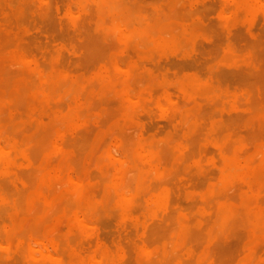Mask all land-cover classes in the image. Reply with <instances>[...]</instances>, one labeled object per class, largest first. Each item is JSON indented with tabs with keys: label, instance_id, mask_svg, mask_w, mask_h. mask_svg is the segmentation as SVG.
<instances>
[{
	"label": "rangeland",
	"instance_id": "1",
	"mask_svg": "<svg viewBox=\"0 0 264 264\" xmlns=\"http://www.w3.org/2000/svg\"><path fill=\"white\" fill-rule=\"evenodd\" d=\"M12 1V2H11ZM0 0V75H3V76H1L0 78H7V80L6 81H4V80H2V82H1V79H0V84L2 85V84H4V82H6L7 83V85L5 86V90L3 91V90H1V89H3V88H0V93H2V96L1 97H4V98H1L0 97V115L2 116V119H3V123H2V125L3 126H7L5 129L6 130H9V126L11 127V129H10V132H8L7 131V133H10V135L9 136H11V134H13V135H17L18 137L20 136V140L19 141H21V144H22V146H23V148L26 150V156L25 157H23V156H16L15 158H16V160H18V162L20 163V166L18 167V169H17V176H18V174H19V178H20V180H22L24 183H26V184H28V185H30L31 186V188H33L32 186L34 185L35 186V184H36V178H37V171H35V175H36V177H35V175H34V169L35 170H37V167H38V165L40 164V162H44V163H47V164H49L51 167H50V173L51 174H55L54 172H53V170L55 169V168H57V169H61V168H63V169H61L60 170V177H59V179L57 180V182H55L54 183V188L53 187H51V185H53V184H51V185H48V187H47V185H45V186H42V187H45V189H46V193H45V197H48V193H51V192H48L47 190H49V189H51L52 188V190H55V188H56V192L55 191H52V192H54L53 194L55 195V196H60L61 195V193H63V192H65V191H67V190H71V189H75V188H77L78 186H79V188H80V186H81V189L83 190V191H85V192H87V191H89L90 192V190H93V189H95L96 187H94L95 185L97 186L98 184L101 186L103 183H102V179L103 178H107L106 180H110L111 179V176H112V174H114V173H116L117 171H119V172H121V173H123V172H125L127 169H128V167H127V164H128V162H129V160H126L125 158H126V154L125 153H128L127 151V149H129L130 148V150H129V152L133 149V147H135L136 146V144H138V143H141V142H147V141H149L150 139H156V140H161V139H163V138H165V137H167V136H171L172 137V135H173V138L172 139H174V141H175V144L177 145V147L175 148V149H173V150H171V149H168V148H166V150L164 149V150H159V151H161V152H159V151H156L155 153H153V154H151V155H149V156H147V159L148 160H146V161H148V163H150V166L151 167H153L154 169H156L157 168V170L158 171H160V172H162L163 173V178H165V177H167L168 179H164V180H162L164 183L163 184H165V183H168L166 186L164 185V187H165V189H166V195H167V204H166V206H165V208H162L161 209V211H160V214H161V216L163 215V216H166L165 218H171L172 220H173V222H172V220H171V222L168 220L167 221V219H166V221L168 222H166L165 221V223L164 224H162V225H164V226H162V229H163V227H164V229L167 227L168 228V225L170 226V223L173 225V226H171L170 228H172V227H175V224H173L174 223V221H175V217L176 216H182L183 218H185V219H187V215H189L188 217H191L192 216V218H194L195 219V214L194 213H196V215H197V212L201 209V208H204L203 206H198V203L199 204H201L200 202L202 201H204V199L206 198V202L204 201V203H209V202H215L217 199H218V196L219 195H216L217 197H215V196H212L213 195V191H215V193H216V191L218 192V194L220 193V189L221 188H219L218 187V183H217V185L216 186H214L215 184H216V182H217V177L219 178V175H220V169H221V165H222V159H221V155H220V150H219V147L213 142V137L214 136H211L210 137V135H208L207 134V131H206V129L204 130H200L199 132H197L196 134H194V136H193V138H189L190 140L192 139L193 140V142H194V139H195V137L196 136H198L197 138L198 139H201L202 140V138H203V143H201L200 141H198L199 143V146L198 145H196L195 146V144H197L196 142V139H195V144H191V142H190V140L189 139H186V140H184V141H182L181 142V140H183V138L185 137V136H187L186 134H187V132L184 130V129H181L182 127L180 126L181 125V117H182V115H185V114H191V116L192 115H199V117H201L202 116V114H203V116L202 117H204L203 118V121H204V123H206L205 121H209V119H211L212 120V122L213 123H218L220 120V122L217 124V129H215V133H214V135L217 133V132H219V134H220V132H221V134L220 135H218L219 137H221L223 134H224V132H226V133H229L231 136H235L234 134H236V136L237 137H234V138H237V141H239L238 142V146H237V142H236V144H234L233 145V147H232V145H231V143H230V145H226V147L230 150V149H232V151H233V149H234V153H235V156L239 159V161L242 163V164H245V165H247V164H249V162H250V164H251V161H254L255 159H257L258 158V161L256 162L255 161V163H253V164H251V165H249V166H251L252 168H256V167H258L262 162H264V160H262V158H264V157H262L261 155H259V153L257 152L259 149H262V148H264V146H262L261 147V145H264V114H261V113H264V107H262V112H261V106H262V104H264V100H262V99H264V45H262V44H264V31H262V29H264V13H259L258 12V8H260V10L259 11H262V10H264V6H262V5H264V4H262V2H264V0H257L256 1V11L255 12H252V15H251V12L249 13V12H247V11H245V14L243 15V9L241 10V9H239V7H237V5H235L236 3H235V0H137V2H136V0H122V3L124 2V6H127V5H129V4H132V6H134V4H135V2H136V4L139 2V3H141L142 4V6H144V7H138V8H136L137 6H139V4H135L136 6H134L135 7V9L136 10H138L139 11V13H140V10L143 8H145V5H147V7H149V8H151V10L148 8L147 9V7L145 8V11L142 9L141 10V12L142 13H144V14H146L147 13V16L146 17H151V16H154V14L153 13H155V17H159V16H156V15H160V13H158L157 14V10L160 8V5H163V8H165V10L167 11L166 13L168 14V15H170V17L173 19V20H175V22L174 21H172L174 24H173V28H174V26H175V29H178V27L179 26H183V27H185V28H188V26L191 28V27H193L192 25H194V24H196L197 22L199 23V25L202 27V28H200L199 29V25H195L196 27L197 26H199V27H197L198 29H199V32H196L193 36H192V38H191V42H190V45L189 46H187V48L188 49H185L184 50V52H181V53H178L179 51H176V50H168V52H167V49H165V50H163L162 49V51L161 50H159L160 51V53H159V51H156V52H154V54H152L153 55V57L155 58V60L153 59V61H155V63L154 62H151V60H150V58L152 57V55H149V56H143V55H141L140 53H143L144 52V50H145V48H141V50L142 49H144V50H140V48H137V46H136V42H138L137 41V39H138V35H136V34H132L131 32H130V30L126 27V25L125 26H123V28H121V27H119V28H117L116 29V31H118L117 33H115V35H114V39H113V36H112V42H114V43H112V42H109V41H111V38H110V40L109 41H106V40H108V39H106V37H107V35H109V34H107L106 36H103L102 34V36L101 35H99L100 37H95V33H97V35L99 34V32H97V30L95 29L96 28V21L98 20V17H99V12L97 13V10L95 9V8H93V6L91 5V4H87L86 5V7H88L89 5H91V6H89V8H88V11H89V13L87 12V8L85 9H82V8H80V6L78 5V0H69V2L67 1V0H64V2H65V4H64V2H62L63 0H59L58 2H57V0L55 1H50L49 0V2H52L51 3V5H50V3L48 2V0H15V2L13 1V0ZM37 3H36V2ZM106 1L107 0H102V3L103 2H105L106 3ZM128 1V2H127ZM158 3H157V2ZM183 1V3L184 4H182L181 2ZM211 1V2H210ZM220 1V2H219ZM69 3V7L67 6L68 5V3ZM150 2V3H149ZM259 2H260V4H259ZM7 3H11V5H9V4H7ZM15 3H17V4H15ZM18 3H19V7L17 6L18 5ZM39 3V4H38ZM46 3H48V4H46ZM149 3V4H148ZM187 3V4H186ZM24 4V6H23V9H24V11L22 10V5ZM46 4V5H45ZM104 4V3H103ZM153 4H156V5H153ZM12 5H14V7L12 8ZM39 5V6H38ZM45 5V6H44ZM49 5H50V7L52 8V11H51V8L49 7ZM63 5H65V6H63ZM153 5V6H152ZM186 5V7H187V9H186V7L185 8H183L184 6ZM210 5V6H209ZM232 5V6H231ZM234 5V6H233ZM257 5H258V7H257ZM67 6V7H66ZM130 6V5H129ZM132 6H130V7H132ZM165 6V7H164ZM216 6V7H215ZM25 7H26V9H25ZM49 8V12L47 13V9ZM64 7V8H63ZM78 7H79V9H78ZM128 7V6H127ZM129 7V8H130ZM134 7H132V9L134 8ZM30 8V9H29ZM60 8H62V10H60ZM66 8H69V12L71 13V14H69V12H68V9H66ZM74 8H75V10H74ZM90 8H92L93 9V11H92V9H90ZM2 9V10H1ZM61 11V13H59L60 11ZM131 9V8H130ZM161 9V8H160ZM181 9V10H180ZM186 9V10H185ZM194 11H193V10ZM254 9V10H255ZM258 9V10H257ZM7 10V11H6ZM26 10V11H25ZM28 10V11H27ZM72 10H74V11H72ZM91 10V11H90ZM96 10V11H95ZM173 10H175L174 12H173ZM176 10H177V12H176ZM185 10V11H184ZM241 10V11H240ZM23 11V12H22ZM146 11H148V12H146ZM154 11V12H153ZM161 10H158V12H160ZM189 12L188 14L186 13V12ZM191 11H193V13H191ZM196 11V12H195ZM200 11V12H199ZM222 11V12H221ZM97 13V14H95V13ZM146 12V13H145ZM153 14V15H151L150 16V14L151 13ZM176 12V13H175ZM195 12V13H194ZM234 12V13H233ZM237 12H239V13H241L240 15H239V13H237ZM52 13H53V15H52ZM73 13H76V14H73ZM91 13H92V15H91ZM180 14V15H178V14ZM184 13H186V14H184ZM247 13H249V14H247ZM254 13V14H253ZM259 13V14H258ZM55 14V15H54ZM69 14V15H68ZM73 14V15H72ZM95 14V15H94ZM149 14V15H148ZM161 14H165L164 13V9H163V11L161 12ZM194 14V15H193ZM238 14V15H237ZM261 14V15H260ZM9 15V16H8ZM15 15V16H14ZM23 15V16H22ZM25 15V16H24ZM82 17V18H84L83 20H82V18L80 17V16ZM86 15V16H85ZM90 16V18L89 17H87V16ZM105 15V16H104ZM143 15V14H142ZM166 15V14H165ZM189 16V17H184V16ZM242 15V16H241ZM251 15V16H250ZM84 16V17H83ZM102 17H105V18H103V19H108V17H109V19L108 20H111V19H115L116 17H118V13L117 12H113L112 14H108L105 10L102 12V15H101ZM115 16V17H114ZM144 16V15H143ZM192 16V17H191ZM194 16V17H193ZM201 16V17H200ZM205 16V17H204ZM239 16H241V17H239ZM247 16V17H246ZM257 16V17H256ZM19 17H20V19H19ZM24 17V18H23ZM113 17V18H112ZM232 17V18H231ZM80 18H81V20H80ZM85 18H87L86 20H85ZM153 18V17H152ZM190 18H192V19H190ZM10 19H12V20H10ZM89 19H95L94 20V22L93 23H91V25H90V22L91 21H89ZM162 19V18H161ZM182 19H184V20H181ZM189 19V20H188ZM201 19V20H200ZM206 19V20H205ZM235 20L234 21V24L232 23V24H228L227 25V21H230V20ZM257 19V20H256ZM108 20H106V21H108ZM178 20V21H177ZM195 20H196V22H195ZM218 20V21H217ZM222 20V21H221ZM260 20H261V22H260ZM16 21V22H15ZM67 23H66V22ZM82 21V22H81ZM83 21H86V22H83ZM129 21H131V20H129ZM128 21V25L130 26V28L131 29H133V27H135L136 26V22H134L133 20V22L132 23H130ZM177 21V22H176ZM187 21H190V23H188ZM203 21V22H202ZM213 21L214 22H216V23H213ZM223 22V23H222ZM238 22V23H237ZM12 23H13V25H12ZM66 23V24H65ZM134 23V24H133ZM221 23V24H220ZM61 24V25H60ZM67 24H69L70 25V29H68V25ZM93 24V25H92ZM177 24H179V25H177ZM213 24V25H212ZM222 24H223V27H222ZM237 24V25H236ZM127 25V26H128ZM177 25V26H176ZM7 26V27H6ZM65 26V27H64ZM84 28H83V27ZM194 26V27H195ZM220 26V27H219ZM236 26H239V27H237L236 28ZM39 27V28H38ZM93 27V28H92ZM241 27V28H240ZM43 28V29H42ZM136 28V27H135ZM217 28H219V29H217ZM243 28H244V32H242L243 31ZM16 29V30H15ZM43 30V31H41V30ZM65 29V30H64ZM189 29V28H188ZM205 29H206V31H205ZM215 29V30H214ZM220 29H222V30H220ZM224 29V30H223ZM236 29V30H235ZM238 29H240V33H239V30ZM69 30H71V31H69ZM120 30V31H119ZM203 30H204V32H203ZM220 30V31H219ZM228 30H229V32H228ZM231 30H232V34H231ZM234 30V31H233ZM261 30V31H260ZM69 31V33H67ZM83 32V33H85V34H81L80 35V37L79 36H77V37H74V35H78V34H80V32ZM86 31V32H85ZM88 31V32H87ZM214 31V32H213ZM224 31H226L225 33H224ZM238 31V32H237ZM81 32V33H82ZM207 32V33H206ZM213 32V33H212ZM216 32V33H215ZM228 32V33H227ZM236 33L235 34V36H234V33ZM118 33H119V35H118ZM200 33H201V37H199L200 36ZM218 33H221V34H219L220 36H218ZM242 33H243V35H242ZM245 33V34H244ZM20 34V35H19ZM48 34V35H47ZM67 34H69V36L67 35ZM215 34V35H214ZM223 34V35H222ZM237 34H238V36H237ZM64 35V36H63ZM70 35L71 36H73V37H70ZM111 35V34H110ZM231 35V36H230ZM262 35V36H261ZM70 37V38H66V37ZM138 36V37H137ZM218 36V37H217ZM224 36V37H223ZM229 36H230V38H229ZM232 36H234V37H232ZM50 37V38H49ZM88 37V38H87ZM102 37V38H101ZM137 37V38H136ZM223 39H222V38ZM245 37V38H244ZM47 38V39H46ZM50 40H49V39ZM55 38V39H54ZM58 38H60V39H58ZM62 38V39H61ZM74 38V39H73ZM117 38H118V40H117ZM135 38H136V40H135ZM220 38V39H219ZM230 40H229V39ZM234 38H236L234 41H231V40H233ZM239 38V39H238ZM241 38V39H240ZM69 39V40H68ZM71 39V40H70ZM213 39H214V41H213ZM216 39V40H215ZM222 39V40H221ZM255 39H256V41H255ZM56 40V41H55ZM60 40H62V43H61V41ZM65 40V42H67V40L68 41H70V42H67V43H63V41ZM197 40V41H196ZM240 40V41H239ZM242 40V41H241ZM254 40V41H253ZM82 41H83V43H82ZM128 41V42H127ZM218 41V42H217ZM246 41V42H245ZM251 41H252V43H251ZM72 42V43H71ZM134 42V43H133ZM199 42V43H198ZM243 42V43H242ZM246 44H245V43ZM77 43V44H76ZM195 43V44H194ZM215 43V44H214ZM235 43H236V45H235ZM250 44V45H248V44ZM67 44V46H64V45H66ZM76 46H75V45ZM133 44V45H132ZM197 44V45H196ZM203 44V45H202ZM204 44H206L205 45V47H204ZM239 44V45H238ZM261 44V45H260ZM46 45V46H45ZM209 45V46H208ZM214 45H215V47H214ZM223 45V46H222ZM234 45H235V47H234ZM241 45V46H240ZM245 45V46H244ZM47 46H48V48H47ZM52 46H54V47H52ZM123 46V47H122ZM195 46H197V47H195ZM202 46H203V48H202ZM208 46V47H207ZM218 46H221V47H218ZM224 46H229V47H231L232 49H234L235 51L237 50V53H238V55H239V57H242V59L243 60H241L240 62H239V64L237 63L236 65H228V64H220V63H218V62H216V57H218V55H215V54H217L219 51L221 52V50H222V48L224 47ZM247 47V48H244V47ZM51 47V48H50ZM76 47L78 48V52H76L77 51V49H76ZM86 47V48H85ZM88 47V48H87ZM93 48V49H90V48ZM212 47H214V48H212ZM218 48V49H216V51H217V53H215L216 51H215V48ZM251 47V48H250ZM252 47H253V49H252ZM50 48V49H49ZM199 48V49H198ZM243 48V49H242ZM74 49V50H73ZM89 49V50H88ZM245 49V50H244ZM50 50V51H49ZM52 50V51H51ZM59 50V51H58ZM85 50H87V52L85 51ZM126 50L128 51V52H126ZM135 50V51H134ZM193 50H195V51H193ZM201 50V51H200ZM213 50V51H212ZM219 50V51H218ZM241 51V52H239V51ZM258 50V51H257ZM31 51V52H30ZM60 51H62V52H60ZM75 51V52H74ZM89 51V52H88ZM92 53H91V52ZM165 51V53L164 54H162L161 52H164ZM171 51V52H170ZM188 51V52H187ZM199 53H198V52ZM203 51H206V52H203ZM243 51V52H242ZM255 51V52H254ZM259 52V53H257V52ZM51 54H50V53ZM52 52H53V55H52ZM64 52V53H63ZM219 52V53H220ZM254 52V53H253ZM37 53H39V54H37ZM60 53H61V55H60ZM83 53V54H82ZM132 53L134 54V55H132ZM206 53V54H205ZM42 54V55H41ZM45 54V55H44ZM63 54V55H62ZM88 54H90V55H88ZM178 54L180 55V56H178ZM211 54H213L212 56H211ZM88 55V56H87ZM128 55H131V56H128ZM155 55V56H154ZM164 55H166V56H164ZM177 55V57L175 58V56ZM191 55H192V58H189V57H191ZM16 56H18V57H16ZM60 56V57H59ZM83 58H82V57ZM85 56V57H84ZM117 56V57H116ZM210 57V58H208V57ZM252 56V57H251ZM16 57V58H15ZM46 57V58H45ZM124 57V58H123ZM152 57V58H153ZM196 57H198L197 58V61H199V62H197V61H195L196 59ZM203 57V58H202ZM45 58V59H44ZM78 58V59H77ZM136 58V59H135ZM163 58V59H162ZM167 58H168V60H167ZM169 58H173V60H171V62H170V59ZM201 58H202V60H201ZM213 58H215V59H213ZM253 58V59H252ZM257 58V59H256ZM38 59H40V60H38ZM61 59V60H60ZM80 59V60H79ZM122 59V60H121ZM148 59H149V61H148ZM161 59H162V61H161ZM188 60V61H186V60ZM194 59V61L192 62V63H196L194 66L192 65V64H190L189 63V61L191 60H193ZM204 59V60H203ZM215 60L214 62H213V60ZM248 59V60H247ZM164 60V61H163ZM244 60H245V62H244ZM246 60H247V63H246ZM256 60V61H255ZM38 61V62H37ZM45 61V62H44ZM47 61V62H46ZM65 61V62H64ZM87 63H86V62ZM125 61H128V62H125ZM134 61V62H133ZM136 61H138V62H136ZM148 61V62H147ZM161 61V62H160ZM173 61V62H172ZM176 61H178V63L176 62ZM184 61V62H183ZM252 61V62H251ZM125 62V64H124V67H123V63ZM135 62H136V64L139 66V65H141V67H140V69L138 70V74L139 73H141V72H143L144 74H143V76H144V79H145V77H146V75L147 74H149V75H151L150 73H154L155 75H154V77L157 75V73H155L154 71H156V72H160V73H163V71L165 72V73H163L162 75L160 74V73H158V74H160V75H157V76H159L160 77V80H159V78L157 79V78H155V80L153 81V85L155 86V83H156V87H154L152 84L151 85H149L150 86V88L148 87V90L147 91H145L146 89H147V82L143 79H141L140 80V78H141V76H140V78H139V80H137L138 82H143L144 83V85H142V84H138V82L136 81V79H132V78H128L127 77V73L125 74V73H121V72H126V70L125 71H122L123 70V68L124 69H126V67H127V64L128 63H133V64H135ZM146 62V63H145ZM150 62V63H149ZM168 62H170V63H168ZM202 62V63H201ZM206 63V64H204V63ZM241 62H243V63H241ZM256 62H258V63H256ZM143 63H145V64H143ZM147 63H149V65L147 64ZM162 63V64H161ZM176 63V64H175ZM200 63V64H199ZM118 64V65H117ZM151 64H154V66H153V68H152V66H151ZM160 64H161V66H160ZM198 64V65H197ZM212 64H215L214 66L216 67V69H214V66H212ZM250 64V65H249ZM255 65V67H253L254 65ZM42 65V66H41ZM106 65V66H105ZM114 65V66H113ZM145 65V66H144ZM176 65V66H175ZM181 65V66H180ZM183 65V66H182ZM191 65H192V67H195V68H189V67H191ZM199 66V67H197V66ZM206 65V66H205ZM5 66V67H4ZM99 66H100V68H101V70H100V68H99ZM111 67L110 68V70H111V72L109 71V68L108 67ZM119 66V67H118ZM150 66V68L152 69V70H150L148 67ZM158 66H160V67H158ZM183 69V67L185 66V67H187V68H184L185 70L186 69H189V70H181V68ZM212 66V68H213V70H212V68H210ZM221 66V67H220ZM224 66H226V67H224ZM3 67H4V69H3ZM49 69H47V68ZM114 67V68H113ZM156 67H158V68H156ZM178 67V68H177ZM220 67V68H219ZM224 69H226V70H224ZM239 67H243L244 69H245V67H246V69H248V70H244V69H242L241 70V68H239ZM17 68V69H16ZM25 69V71H24V69ZM64 68H66V71H68V72H66L65 71V69ZM113 68V69H112ZM156 68V69H155ZM179 68H180V73L178 72V70H179ZM202 68V69H201ZM258 68V69H257ZM19 69L21 70V72L20 73H22V74H20L21 76H23V77H20L19 76ZM42 69V70H41ZM59 69H61V70H59ZM64 69V70H63ZM177 69V70H176ZM194 69V70H193ZM195 69H196V71H195ZM198 69H200V70H198ZM205 69V70H204ZM209 69H210V72H209ZM220 69V71H219V74H218V70ZM229 69H231L230 71H229ZM237 69H239L238 71H237ZM1 70H2V73H1ZM80 70V71H79ZM85 70V71H84ZM114 70V71H113ZM145 70V71H144ZM154 70V71H153ZM158 70V71H157ZM160 70H162V71H160ZM176 70V71H175ZM213 72H212V71ZM236 71V72H239V74H241L240 76H239V74L238 73H235L234 71ZM240 70L241 71H243V72H240ZM250 70V74H251V72H252V74H251V76L250 75H248L249 73H248V71ZM7 73H5V72ZM87 71V72H86ZM116 71V72H115ZM184 71V72H183ZM195 71V72H194ZM201 71H202V73H201ZM205 71L207 72V74H205ZM215 71H216V73L219 75H215L214 74V77H213V79H212V76L211 75H213V73H215ZM232 71V72H231ZM253 71H256L255 73L257 74V75H253ZM259 71V72H258ZM23 72H24V74H23ZM53 72V73H52ZM66 72V73H65ZM75 72V73H74ZM110 74H108V73ZM220 72H221V74H220ZM244 72H246V78H245V74H244ZM12 73V74H11ZM65 73V74H64ZM124 74L123 75V77H121V75H119L120 76V78H121V80L119 79V77L116 75H113V77H112V74ZM146 73V74H145ZM166 73H167V75H171V76H167L166 75ZM174 73H175V75H174ZM177 73H179V74H177ZM185 73V74H184ZM197 73V74H196ZM28 74H29V76H32V78L31 77H29L28 76ZM34 74H35V76H34ZM51 74H53L54 76H61L60 78H69V79H71V85L72 84H74V86H72V88H71V108H73L74 106V111L76 112V120L73 122V125H71V128H68L67 127V129H65V128H63L62 126H61V124L59 123L58 125L55 123V119H54V112L56 111V113H58V112H65L66 111V109L68 108L67 107V102H69V101H65V109H64V107H63V109H62V111L59 109V107H61V106H59V105H61V103H63L64 101H62V100H64L63 98V96H61V95H54V96H52L51 95V97H50V94H48L46 91H45V89H46V85H47V77H49V76H51ZM59 74V75H58ZM61 74V75H60ZM82 74H84V75H82ZM86 74H88V75H86ZM96 74H100V76L102 77V79H104V81H102L101 82V84L99 85V84H93L92 82H93V80H94V78H95V75ZM103 74V75H102ZM108 74V75H107ZM198 75V74H200V75H202V76H200V75H198V76H200V78H201V80L202 81H204V82H207V83H210L213 87L215 86V89L216 90H220V92H221V95H222V97H220V103H219V106H220V108L218 107V106H215V107H213L214 105H212V101H208V100H205V99H203L202 100V98L201 97H198V96H193V95H191V96H189V95H186V94H184L181 90H179L178 88H177V86H176V84H175V79L177 78V76H179V77H181V76H191V75ZM228 74V75H227ZM27 75V76H26ZM47 75V76H46ZM49 75V76H48ZM81 75V77H79ZM222 75V76H221ZM234 75V76H233ZM236 75V76H235ZM104 76V77H103ZM110 76V77H109ZM126 76V77H125ZM151 76H153V75H151ZM164 76H166V77H169L170 79H165L166 77H164ZM216 76V77H215ZM237 76H238V78H237ZM243 76V77H242ZM250 77V79H248L249 77ZM9 77V78H8ZM24 77H26V78H24ZM36 77V78H35ZM43 78V80H42V78ZM106 77V78H105ZM116 77H118L117 79H119V81L116 79ZM153 77V78H154ZM220 78L219 79V82H218V84H217V79L216 78ZM225 77V78H224ZM236 77V78H235ZM241 77V78H240ZM21 78V79H20ZM40 78H41V80H40ZM124 78H125V80H124ZM143 78V77H142ZM161 78H163V79H161ZM229 78V79H228ZM233 78V79H232ZM252 78V79H251ZM80 79V80H79ZM89 80V82L88 81H86V80ZM126 79H127V81H126ZM130 79H132V80H130ZM232 79V80H231ZM238 79V80H237ZM12 80V81H11ZM24 80H26V82L27 83H25V81ZM35 81V87L37 88V89H33L34 87V83L32 82V81ZM39 82H42L43 81V84H44V87H43V84L42 83H38V81ZM83 80L85 81L84 83H83ZM117 80V81H116ZM164 80H166L165 82H164ZM207 80H209V81H207ZM215 80H216V83H215ZM234 80V81H233ZM4 81V82H3ZM10 83H9V82ZM30 81V82H29ZM74 81H76V82H74ZM112 81H114V82H112ZM129 81H130V84H128L129 83ZM131 81H133V82H131ZM137 82V88L135 87V83ZM214 81V82H213ZM236 81V82H235ZM239 81H241V82H239ZM78 82V84H76L75 85V83H77ZM87 82V83H86ZM135 82V83H134ZM157 82L159 83H162L163 84V82L165 83V84H167V85H164V87L162 86V87H159V86H157V85H160V84H157ZM170 82V83H169ZM212 82V83H211ZM227 82V83H226ZM237 82H239V83H237ZM252 82V83H251ZM254 82V83H253ZM29 83H30V85H29ZM37 83H38V86H37ZM90 83H92L91 85H92V88H89V86L88 87H85L87 84H89L90 85ZM119 83H121V84H119ZM230 83V84H229ZM232 83H236V84H232ZM242 83V84H241ZM20 84V85H19ZM32 84H33V86H32ZM133 84V85H132ZM220 84V85H219ZM228 84L230 85V88H229V86H228ZM232 84V85H231ZM241 84V85H240ZM246 84L248 85V87H246ZM0 85V86H1ZM5 85V84H4ZM26 85V86H25ZM94 85V86H93ZM97 85V86H96ZM121 85V86H120ZM130 85H132V87L130 86ZM141 87H140V86ZM175 85V86H174ZM218 85L220 86V87H218ZM224 87H223V86ZM244 85V86H243ZM24 87V88H22V87ZM41 86V88H39V91H35V90H38V87H40ZM223 88H222V87ZM234 86V87H233ZM243 86V87H242ZM2 87H4L3 85H2ZM25 87H27V88H29L28 89V92L29 93H27V91H23L22 92V94L24 93V96L27 98V96L30 98V100H32L31 102H29L30 100H29V98H28V105H29V107H25V105L27 104L26 102H27V100L25 99L24 101H23V95L22 94H20L21 92L18 90V89H26L27 90V88H25ZM32 87V90L30 89ZM74 87V88H73ZM91 87V86H90ZM95 87H97V88H95ZM140 87V88H139ZM43 88H44V91H41V90H43ZM84 88H85V95L84 94H81V93H84L83 91H84ZM86 88H88L87 89V91H86ZM94 88L96 89V90H94ZM99 88V89H98ZM118 88V89H117ZM160 89V92L158 91V89ZM166 88H168V89H170L169 91H170V93H169V91L166 89ZM174 88V89H173ZM222 88V89H221ZM246 88H248L247 90H249L248 91V93H246L247 92V90H246ZM41 89V90H40ZM78 89V90H77ZM127 89H129L130 90V92H128L129 90H127ZM138 89V90H137ZM157 89V90H156ZM173 89V90H172ZM230 89V90H229ZM232 89V90H231ZM238 89V90H237ZM255 91V93H253V90ZM8 92H7V91ZM97 90H99L100 91V93L102 92V94H100V93H98L99 91H97ZM123 90H127V92H125V91H123ZM132 90H134L133 92H134V94H133V92H132ZM150 90H151V92H150ZM155 90V91H154ZM168 92H167V91ZM171 90H172V92H171ZM246 90V91H245ZM261 92H260V91ZM6 91V92H5ZM110 91H111V94H110V96L109 95H107V94H109L110 93ZM135 91L137 92L136 94H135ZM149 91V92H148ZM157 91H158V94H156L157 93ZM174 91V92H173ZM181 91V92H180ZM252 91V92H251ZM20 92V93H19ZM46 92V93H45ZM132 92V93H131ZM7 93V94H6ZM99 95H98V94ZM152 93V94H151ZM174 93H177V94H174ZM226 93V94H225ZM259 93V94H258ZM26 94V95H25ZM82 95V97H81V95ZM97 94V95H96ZM107 95V96H109L108 98H106L105 99V95ZM127 94V95H126ZM133 94V95H132ZM144 94H147V96L146 97H144ZM149 94H151V95H149ZM167 94V96L168 97H170V99H172L171 101H167L168 103H169V105H168V103H166L165 102V100H166V97H164V95H166ZM261 94H262V96H261ZM3 95H7L6 97L5 96H3ZM37 95H40L39 97H36ZM45 95V96H44ZM154 95H156V97H154ZM225 95V96H224ZM239 95V96H238ZM245 95V96H244ZM253 95H255V96H253ZM43 96H44V98H43ZM56 96V97H55ZM127 96V97H126ZM139 96V97H138ZM143 96V97H142ZM179 96V97H178ZM192 96H193V98H192ZM232 96V97H231ZM250 96H253L254 97V99L256 98V96H257V98H256V100L258 99H260V102H258V101H256V106H255V104L253 103L254 102V99H252V100H249V102L251 101L253 104H254V106H252V104H250L249 102H248V97H249V99H251L252 97H250ZM59 97V98H58ZM63 97V98H62ZM84 97V98H83ZM95 97V98H94ZM100 97H101V99H100ZM104 97V98H103ZM134 97H135V100H134ZM141 97V98H140ZM177 97L179 98V100H177ZM195 97H197L196 99L197 100H201V102H200V104L198 103L199 101H196V99H195ZM223 97H225V99L223 98ZM228 97H231V98H228ZM244 97H245V99H244ZM247 97V98H246ZM260 97H262V99L260 98ZM36 98V99H35ZM38 98V99H37ZM43 98V99H42ZM80 98L81 99H83V100H81L80 101ZM89 98V99H88ZM125 98H128V99H125ZM130 98V99H129ZM137 98V99H136ZM138 98H140V99H138ZM156 98V100H153V99H155ZM176 98V99H175ZM199 98V99H198ZM238 98H239V100H241V101H239L238 100ZM241 98V99H240ZM20 99H22V100H20ZM35 99V100H34ZM49 99H51V100H49ZM61 99V100H60ZM94 99H96L95 101H94ZM104 101H103V100ZM160 99V100H159ZM230 99V100H229ZM20 100V101H19ZM106 100V101H105ZM121 100H122V102H121ZM129 100V101H128ZM168 100V99H167ZM38 101V102H37ZM51 103H49V102ZM60 101H62V102H60ZM78 101V102H77ZM100 104H98L97 102ZM100 101V102H99ZM103 101V102H102ZM127 101V102H126ZM154 103H153V102ZM158 101H160L161 103L159 104V105H156V104H158ZM173 101V102H172ZM174 101H176V102H174ZM182 101V102H181ZM203 101V102H202ZM239 101V102H238ZM22 102H24V104H22L21 105V103ZM57 102H59L58 104L59 105H57V103H56V105H57V107H55L54 108V106H55V103ZM96 102V103H95ZM119 102H121V103H119ZM156 102V103H155ZM178 102V103H177ZM184 102V103H183ZM190 102V103H189ZM237 102V103H236ZM15 103H17V105H15L14 107H15V110H13L14 109V107H11V106H13ZM26 103V104H25ZM49 103V104H48ZM75 103H77V104H75ZM79 103V104H78ZM125 105H124V104ZM192 103V104H191ZM201 103H202V105H201ZM204 103H206V105L204 104ZM258 103V104H257ZM260 103V104H259ZM262 103V104H261ZM30 104H31V106H30ZM32 104H35V105H37V106H35V105H32ZM39 104H40V106H39ZM52 104H54V106L52 105ZM64 104V103H63ZM62 104V105H63ZM128 104V105H127ZM133 106H132V105ZM177 104H179V106H177ZM184 106H183V105ZM189 104H191V105H189ZM237 104V105H236ZM248 104V105H247ZM249 104H250V107L252 106V109H250V107H249ZM11 105V106H10ZM21 105V108H22V106L24 105V109L26 110H20V109H18L17 107L18 106H20ZM52 105V106H51ZM76 105H81V107L79 108V106H76ZM121 105V106H120ZM127 105V106H126ZM135 105V106H134ZM148 105V106H147ZM162 105V106H161ZM201 105V106H200ZM204 105V107H202ZM208 105L209 106H211V107H209L208 108ZM224 105V106H223ZM226 105V106H225ZM244 105V106H243ZM9 106L11 107V108H9ZM34 107V110L33 111H36L35 113H34V115L36 116H34L33 115V119H30V118H28V114H27V111H28V108H31V107ZM44 106V107H43ZM120 106V107H119ZM131 107L134 111L135 110H137V109H135V107L137 108V107H139L138 108V110H139V112L138 111H135L136 113H134V114H132L134 111L133 110H131V111H129L128 109H130L129 107ZM152 106V107H151ZM183 106V107H182ZM206 106V107H205ZM239 106V107H238ZM242 106V107H241ZM245 106H246V109H245ZM257 106H259V107H257ZM37 107H40L39 109H37ZM49 107H51V108H49ZM89 107V108H88ZM127 107H128V109H127ZM134 107V108H133ZM150 109H149V108ZM164 107H165V109H164ZM167 107V108H166ZM170 107V108H169ZM216 107L218 108V110H219V113L216 111V113L214 112V113H212V111L215 109L216 110ZM223 107H226V108H224L223 109ZM254 107H255V109H254ZM257 107V108H256ZM13 108V109H12ZM62 108V107H61ZM77 108H79V110L77 109ZM84 108V109H83ZM123 110H122V109ZM178 108H179V110H178ZM205 109V112L204 113H202L201 111V109ZM250 110H249V109ZM3 109V110H2ZM43 109H44V111H43ZM49 111H48V110ZM51 109V110H50ZM58 109V110H57ZM84 110V112H83V110ZM153 109V110H152ZM157 109V110H156ZM204 109H203V111H204ZM212 109V110H211ZM227 109V110H226ZM256 110V109H260V111H254L255 113H253L251 110ZM2 110V111H1ZM11 110V111H10ZM82 110V111H81ZM126 110L129 112H126ZM171 110H173V111H171ZM200 110V111H199ZM214 110V111H215ZM51 111V112H50ZM120 111V112H119ZM133 111V112H132ZM194 111H196V112H194ZM199 111V112H198ZM233 111V112H232ZM44 113V116H43V113ZM50 112V113H49ZM169 112H170V114H169ZM178 112V113H177ZM191 112V113H190ZM193 112H194V114H193ZM207 112V114H205ZM222 112H224V113H222ZM252 112V114H250ZM260 112V113H259ZM9 113H10V116L11 117H8V115H9ZM23 113V115L22 116H25V117H22L21 116V114ZM127 113H128V115L129 116H132L131 118L133 119H131V118H129V116L127 115ZM212 113V114H211ZM236 114V115H234V114ZM2 114H4V116L2 115ZM18 115V117H16L17 115ZM50 114V115H49ZM132 114V115H131ZM143 114V115H142ZM147 114H149V116L147 115ZM171 114L173 115V116H171ZM176 114V115H175ZM182 114V115H181ZM215 114H217L218 116L220 115L221 116V119H220V117H216V118H214L215 117ZM245 114H247L246 116L248 117H246L247 119H248V123L247 124H245L246 123V118H245ZM256 114H257V117L255 118V116H256ZM20 115V116H19ZM49 115V116H48ZM128 116V118H127V116ZM138 115V116H137ZM208 115L210 116H213V117H211L210 116V118H208ZM229 115H232V116H238L237 118H238V120L235 118V117H232V116H230L229 117ZM241 117H240V116ZM250 115H252V116H250ZM1 116H0V118H1ZM48 116V117H47ZM50 116H51V118H50ZM80 118H79V117ZM84 116V117H83ZM145 116H147V117H145ZM155 116H157V117H155ZM224 116H228L227 118H235L234 120L233 119H231V120H228L227 121V119H226V117H225V119L223 118ZM5 117V118H4ZM15 119H14V118ZM42 117H43V119L44 118H46L47 120H43L42 119ZM83 117V118H82ZM139 117V118H138ZM173 117V118H172ZM177 117V118H176ZM192 117H194V116H192ZM201 117V118H202ZM244 117V118H243ZM18 118V119H17ZM24 118V119H23ZM27 118V119H26ZM38 118V119H37ZM168 118V119H167ZM171 118V119H170ZM1 119V120H2ZM50 119V120H49ZM144 119V120H143ZM208 119V120H207ZM225 120V121H223V120ZM239 119H242V124H240V122H241V120H239ZM6 122H5V121ZM80 120L81 121H83L82 123L80 122ZM142 120V121H141ZM202 120V119H201ZM236 120V123L234 122ZM245 121V123H244V121ZM254 120H256L255 122H254ZM258 120H259V123L260 124H258ZM230 121H232V122H230ZM240 121V122H239ZM33 122V123H32ZM57 122V121H56ZM80 122V123H79ZM225 124H223V123ZM228 122L229 123H231V124H233V127H231L230 126V124H228ZM252 122H253V125H255L256 124V122H257V124L254 126V128H253V126H252ZM0 123V124H1ZM31 123H32V125H31ZM36 123H39L40 125H41V127H38L37 125H36ZM77 123V124H76ZM79 123V124H78ZM145 123V124H144ZM169 123H170V125H169ZM55 124H56V126H55ZM142 124V125H141ZM152 124V125H151ZM207 124V123H206ZM205 124V125H206ZM221 124V125H220ZM226 124H227V126H226ZM237 124H240L241 126H239V125H237L238 127H242L241 129L239 128H237V126L236 125ZM244 124H245V128H244ZM262 124V125H261ZM18 125V126H17ZM31 125V126H30ZM220 125V126H219ZM234 125H235V127H234ZM248 125V126H247ZM250 125V126H249ZM261 126V127H259V126ZM26 126H28L29 128L31 127L32 128V130H30L29 131V128L28 127H26ZM60 126H61V129H60ZM147 126V127H146ZM176 126V127H175ZM177 126H179L178 128H177ZM224 126V127H223ZM252 126V127H251ZM258 128H257V127ZM13 127V128H12ZM139 127V128H138ZM181 127V128H180ZM222 127L224 128V130H226V131H223V133H222ZM230 127H231V130H230ZM248 127H250V128H248ZM16 128H18V129H16ZM23 128H25V129H23ZM27 128V129H26ZM30 128V129H31ZM145 128V129H144ZM148 128V129H147ZM180 128V129H179ZM229 128V129H228ZM233 128H237V130H238V132L241 134H239V133H237L236 131V129H235V131H233L234 129ZM14 129V130H13ZM25 130L26 132H24L23 130ZM38 129H42L41 131H43L44 133H42L43 135H41V136H39V137H37V136H35L36 134L38 135V133H36V131L38 130ZM46 129V130H45ZM55 129H57V130H59L60 129V131H61V134H59L60 133V131H57V130H55ZM80 129V130H79ZM159 129V130H158ZM233 129V130H232ZM246 129H248V130H246ZM78 130V131H77ZM149 130V131H148ZM171 132H170V131ZM179 130V131H178ZM181 130V131H180ZM218 130V131H217ZM23 131V132H22ZM77 131V132H76ZM179 133H178V132ZM185 131V132H184ZM204 131H206V132H204ZM229 131V132H228ZM231 131V132H230ZM233 131V132H232ZM251 131V132H250ZM38 132H39V130H38ZM83 132V133H82ZM145 132V133H144ZM174 133V134H172L171 135V133ZM235 132V133H234ZM20 133V134H19ZM34 133V134H33ZM36 133V134H35ZM72 134V135H70V136H68L69 134ZM122 133H124V137H120V136H122L123 134ZM184 133H186V134H184ZM203 133H205V134H203ZM232 133V134H231ZM254 133L256 134V135H254ZM19 134V135H18ZM44 134L47 136L46 137V139H44L43 137H44ZM66 134V135H65ZM74 134L78 137L77 139H76V136L74 137ZM80 136H79V135ZM153 134H155V136L154 137H156V138H154L153 137ZM218 134V133H217ZM217 134H216V138L218 139L219 137L217 136ZM239 134V135H238ZM50 135H52V136H50ZM129 135V136H128ZM175 135H177V137L175 136ZM200 135V136H199ZM34 136V137H33ZM85 136V137H84ZM119 136V137H118ZM128 136V137H127ZM149 136V137H148ZM174 136L176 137V138H174ZM243 136L245 137V138H247L248 140H246L245 138H243ZM13 137H15V136H11V137H9L10 139H12ZM31 137H33V138H31ZM51 137V139L49 140V138ZM64 137H66V138H64ZM76 139V140H74V138ZM79 137H81V138H79ZM84 139H83V138ZM200 137V138H199ZM210 137V138H209ZM232 137V144L234 143V140L236 141V139H234ZM31 138V139H30ZM42 138H43V141L45 142V140H46V143L43 145V141H42ZM68 138H71V139H73L74 140V142H72L71 143V145H70V143L69 144H67V142H69L71 139H68ZM86 138V139H85ZM121 138V139H120ZM128 138V140H126ZM130 138L132 139V141H130ZM187 138V137H186ZM208 138H209V140H208ZM252 138V139H251ZM16 139V138H15ZM65 139H67L66 140V142L65 141H63V140H65ZM83 139V140H82ZM197 139V140H198ZM245 139V140H244ZM250 139V140H249ZM32 140V141H31ZM73 140H71V141H73ZM77 140H79V141H77ZM81 140V141H80ZM86 140H88V141H86ZM100 140H102V141H100ZM121 140H123V142L121 141ZM189 140V141H188ZM191 140V141H192ZM258 141L259 140V142H261L259 145H258V142H255V143H252V142H254V141ZM262 140V141H261ZM30 141V142H29ZM47 141H49L50 143L49 144H47ZM63 141V143H61ZM70 141V142H71ZM76 141V142H75ZM82 141H84V142H82ZM87 143H86V142ZM92 141H94V142H92ZM126 141V142H125ZM127 141H130V144H128V142ZM244 141H245V143L247 142V145L246 144H244ZM249 141V142H248ZM51 142L53 143L52 145L54 146H51ZM86 143V144H82V143ZM88 142H90V143H88ZM96 142V144L97 145H94V143ZM101 142V143H100ZM206 142V144H204ZM39 143H41V145H43L44 146V148H43V146H42V148L43 149H45V148H49L47 151L46 150H42V148L39 146V148L37 147L36 149H37V151H35L36 149H31L30 151L28 150L29 148H31V147H36V146H38L39 145ZM60 143H61V145H60ZM80 143V144H79ZM257 143V144H256ZM78 144L80 145L79 147H78ZM83 146H82V145ZM87 144H89L88 146H89V148H88V146H87ZM122 144H123V146H122ZM191 144V145H190ZM254 144H256V145H254ZM48 145V146H50L52 149H50V147H46V146ZM56 145V146H55ZM59 145V146H58ZM126 147H125V146ZM62 146V147H61ZM72 148H70V147ZM82 146V147H81ZM92 146V147H91ZM122 146V147H121ZM195 147V148H192V147ZM204 147V146H208V147H204L206 150H205V152L203 151L204 150V148L202 149V147ZM210 146V147H209ZM57 147V148H56ZM59 147H61V148H59ZM80 147H81V149H80ZM84 147V148H83ZM86 147V148H85ZM56 150H55V149ZM78 148V149H77ZM93 148V149H92ZM120 148L122 149V151H120ZM125 148H127V149H125ZM164 148V147H163ZM190 148V149H189ZM81 151H80V150ZM87 149V151L85 152L84 150H86ZM188 149V150H187ZM197 149V150H196ZM200 151H199V150ZM202 149V150H201ZM208 149H209V151H208ZM29 151V153H28V151ZM93 150V153H91V151ZM189 150H190V152H189ZM211 150V151H210ZM262 150H264V149H262ZM96 151V152H95ZM166 151H167V153L169 154V152H170V154H169V156H168V154L167 155H163V154H161V153H166ZM191 151H193V152H191ZM194 151H195V153L197 152L198 153V151H199V153H200V155H197V153L195 154L194 153ZM203 151V152H202ZM206 151L208 152V154H209V152H210V154L208 155L207 153H206ZM227 151V150H226ZM231 151V150H230ZM237 151V152H236ZM241 151H242V153H241ZM246 151V152H245ZM34 152V153H33ZM38 152V153H37ZM79 152V153H78ZM81 152H82V154H81ZM85 152V153H84ZM95 152V153H94ZM185 152H187V153H190V155L192 156L191 158H189L190 157V155L189 154H187V156H188V159H190V160H188L187 158H185V156H184V153ZM42 153V154H41ZM84 153V154H83ZM159 153V154H158ZM183 153V154H182ZM198 153V154H199ZM213 153V154H212ZM243 153H247L246 154V156H245V154H244V156L243 157H241V155H243ZM28 154L30 155V158H29V156H28ZM34 154H39V156H40V154H41V156H40V158L38 157V158H35V157H37L36 155H34ZM61 154V155H60ZM123 154V155H122ZM186 154V153H185ZM241 154V155H240ZM258 154V155H257ZM34 155V158L32 157ZM57 155H59V157H57ZM74 155H75V157H74ZM148 155V154H147ZM194 155H196L197 157H194ZM257 155V156H256ZM52 156L54 157V159L52 158ZM57 158H56V157ZM125 156V157H124ZM166 156V157H165ZM168 156V157H167ZM173 158H171V157ZM202 156V157H201ZM215 156V157H214ZM258 156H260V157H258ZM43 158V160H42V158ZM77 157V158H76ZM155 157V158H154ZM183 157V158H182ZM239 157H241V158H239ZM33 158V159H32ZM55 158L57 159L56 161H54L53 162V160H55ZM75 160H77V161H75ZM119 158V159H118ZM170 158H171V161H170ZM178 158V159H177ZM208 158H210V160H209V164H208V160L207 159ZM216 158V159H215ZM30 159H32L33 161H35V162H32V160H30ZM37 159H39V160H37ZM50 159H53L52 160V162L53 163H51V160ZM68 159V160H67ZM69 159H72V160H74V161H72V160H69ZM91 159V160H90ZM120 159L121 160H123V161H126L125 163L122 161H120ZM125 159V160H124ZM128 159V158H127ZM154 159V160H153ZM182 159H184V160H182ZM187 159V160H186ZM254 159V160H253ZM63 160V161H62ZM65 160H66V162H65ZM80 160V161H79ZM90 162H89V161ZM186 160V161H185ZM207 160V161H206ZM24 162V163H22V162ZM61 161H62V163H61ZM152 161V162H151ZM167 161H168V163H167ZM37 162V163H36ZM65 162V163H64ZM68 162V163H67ZM69 162H76L75 164H73V165H70L69 164ZM85 162V163H84ZM169 162H170V164H169ZM182 162H185V163H183L184 165V167H187V169L185 170V169H183V166L181 165V163ZM187 162V163H186ZM212 162V163H211ZM51 163V164H50ZM121 163V164H120ZM219 163V164H218ZM259 163V164H258ZM59 164H62L61 166H59ZM69 164V165H68ZM87 166H86V165ZM90 164V165H89ZM124 164V167H121L122 165ZM141 164H143V163H141ZM144 164H147V163H145L144 162ZM165 164V165H164ZM171 164H172V167H169V165L171 166ZM212 164V165H211ZM221 164V165H220ZM33 165V166H32ZM76 165H77V167H76ZM90 166V168H89V166ZM92 165V166H91ZM121 165V166H120ZM206 165H207V167H206ZM257 165V166H256ZM60 168H59V167ZM64 166V167H63ZM144 166H147V165H144ZM182 166V167H181ZM216 166V167H215ZM30 167L33 169L32 171L30 170V172H29V169H30ZM107 167L109 168V169H107ZM116 167V168H115ZM164 167L166 168H168L169 167V169H164ZM174 167V168H173ZM193 167V168H192ZM117 168H119V170H112V169H117ZM120 168H121V171H120ZM125 168V169H124ZM182 170H181V169ZM204 168V169H203ZM216 168V169H215ZM21 169H22V171H21ZM76 169V170H75ZM103 171H102V170ZM180 169V170H179ZM188 169H190L191 171H194L195 170V173L196 174H198L199 175V177L197 176V175H195V173L194 172H191V171H189L190 172V174L192 173V176H190V175H188ZM192 169H194V170H192ZM212 169V170H211ZM171 170H174V171H176V172H171ZM177 170H179V172L177 171ZM28 171V172H27ZM76 171L78 172V174L80 175H78L77 176V173H76ZM95 171V172H94ZM105 171H106V173H105ZM213 171H214V173L216 172V171H218V172H216L217 174H216V176H214V177H216V178H213L212 180H210L211 178H212V173H213ZM19 172H21V173H19ZM23 172H25V173H23ZM100 172H101V174H100ZM103 172H104V174H105V177H103L102 178V176L104 175L103 174ZM108 172H111L110 174L108 173ZM170 172H171V174H170ZM177 172H178V174H180V172H182L181 174H183V176L181 175V176H177L178 174H177ZM186 172H188V173H186ZM203 172V173H202ZM31 173H33V174H31ZM76 173V174H75ZM90 173V175H89V177H88V174ZM99 173V174H98ZM108 173V176L106 175ZM173 173H176V174H173ZM186 173V175L184 176V174ZM211 173V174H210ZM213 173V174H214ZM31 174V175H30ZM194 174V175H193ZM67 175L69 176V178H67ZM82 175V176H81ZM86 175V179H83V177ZM100 175V176H99ZM102 175V176H101ZM110 175V176H109ZM170 175V176H169ZM171 175H172V177H171ZM188 175V176H187ZM206 175L209 177V180L210 181H207V179H208V177H206ZM107 176V177H106ZM177 176V177H176ZM197 176V177H196ZM205 176V177H204ZM108 177H110V178H108ZM171 177V178H170ZM186 177V178H185ZM187 177L190 179V180H188L187 179ZM192 177L194 178L193 179V181L191 180L192 179ZM207 178V179H204V180H206V182H204V180L202 179V178ZM35 178V179H34ZM85 178V177H84ZM162 178V179H163ZM174 178V179H173ZM203 180L202 182H204L203 184H204V186L203 187H201V185H197L196 183H198V184H200L198 181H200L201 182V180ZM63 179V180H62ZM67 179H69V181L70 182H68L67 181ZM72 179V180H71ZM82 179V180H81ZM169 179H171L170 181H169ZM172 179L173 180H175V181H172ZM180 179L181 180H183V182H185V179H187L188 181H190V184H189V182L186 180V183H181V181H180ZM214 179H215V181H214ZM28 180V181H27ZM90 180V181H89ZM92 180V181H91ZM105 180V179H104ZM169 181V182H166V181ZM28 183H27V182ZM61 181V182H60ZM80 182L79 183V185L78 186H75V184H77V183H75V182ZM172 181V182H171ZM60 182V183H59ZM83 182V183H82ZM107 182V181H106ZM180 183L179 185H181L180 187L178 186V184H176V183ZM191 182H193V183H191ZM239 183V184H241L240 186H243L244 185V187H243V189L237 184V183ZM61 183H63L62 184V186L60 185ZM64 183H66V186H65V184ZM72 183L74 184V185H72ZM82 183V184H81ZM173 183V184H172ZM177 185V186H174L175 184ZM195 183V186H196V188H195V186L193 185ZM206 183V184H205ZM233 183V182H232ZM105 184V183H104ZM104 184H103V186L102 187H100V186H97V188L95 189V190H93V191H95V193H96V196H97V194H100L99 196H101L102 194H103V192L104 193H106L107 192V190H105L104 189ZM170 184H172L173 186H171ZM182 184H184V185H182ZM27 185V186H28ZM168 185H169V187H168ZM191 185H193L194 186V188L195 189H197V190H194V189H191V188H193ZM236 186V185H238L237 187H240V189L239 188H236V190L238 189L239 190V192H238V194L239 193H242V192H244V193H247L248 192V196H249V199H250V201H251V203L253 204V205H256L257 204V201L259 202V201H261V202H259V203H261V204H264V197H261V196H264V192H262V193H258V194H251V192H249V190H247L248 189V181L246 180V181H242V180H236L235 181V184H230L229 185V189L230 188H232L231 186ZM50 186V187H49ZM56 186V187H55ZM65 186V187H64ZM68 186H70L69 187V189H68ZM86 186H87V188H86ZM93 186V187H92ZM189 186H191V188L189 187ZM199 186V187H198ZM215 187V189L216 190H214V187ZM42 187H41V189H42ZM201 187V188H200ZM205 187V188H204ZM211 187V188H210ZM29 188V187H28ZM84 188H86V189H84ZM99 188H101V189H99ZM181 188V189H180ZM185 190H184V189ZM204 188V189H203ZM172 189V190H171ZM187 189V190H186ZM191 189V190H190ZM198 189H200V190H198ZM202 189H203V191H202ZM224 189V188H223ZM223 189H221V190H223ZM228 189V188H227ZM226 189V190H227ZM235 187H233V190H232V193L231 194H227L228 195V197H230L229 195H231V197H232V194L233 195H235V193H237L235 190ZM98 190V191H97ZM173 190L176 192H173ZM177 190V191H176ZM179 190H182V194L179 192ZM226 190H223L222 192H224V191H226ZM231 190V189H230ZM237 190V191H238ZM43 191V190H42ZM50 191V190H49ZM92 191V192H93ZM101 191V192H100ZM171 191V192H170ZM200 191V192H199ZM44 192V191H43ZM92 192H90V193H92ZM230 191L228 190V192L226 191V193H229ZM233 192H235V193H233ZM94 193V192H93ZM92 193V194H93ZM171 195H173V196H169L170 194ZM204 193H205V195H204ZM214 193V194H215ZM225 193V192H224ZM181 194V195H180ZM208 194V195H207ZM220 194H222V193H220ZM43 195H44V193H43ZM94 195V194H93ZM185 195L187 196V198H185ZM207 195V197H209L210 195L212 196V199L211 198H207V197H204V196H206ZM226 194H223V195H220L219 196V199H222V198H228V197H226L225 196ZM237 195V194H236ZM235 195V196H236ZM255 195V196H254ZM140 196H141V199H142V201H143V204L141 205V203L142 202H140L141 201V199H140V201L138 200L139 198H140ZM140 196L139 197H137L136 199H137V201H136V204L134 203L135 201H134V199L131 201V202H129V203H127V209L128 210H132V217H134V218H136V217H139V218H142L143 217V215H144V211L143 210H145V202H144V197L143 196H145V191H143L142 190V192H141V194H140ZM210 196V197H211ZM223 196H225V197H223ZM171 197V198H170ZM174 197V198H173ZM196 197V198H195ZM213 197H214V199H215V201H213L214 199H213ZM222 197V198H221ZM200 198H203V200L202 199H200ZM217 198V199H216ZM237 198H238V195L236 196V197H234V198H232V200H237ZM168 199H172V200H170V201H172V202H174V203H171V204H173V205H170L169 204V200ZM174 199H175V201H174ZM210 201H209V200ZM258 199V200H257ZM62 200V199H61ZM61 200H58L56 203L57 204H59L60 205V203L63 205L64 204V202H66V201H63V203L62 202H60ZM63 200H65V199H63ZM184 200V201H183ZM191 201H194V202H191ZM209 201V202H208ZM140 202V203H139ZM189 202H191V204L189 203ZM198 202V203H197ZM254 202V203H253ZM67 203V202H66ZM186 203H187V207H188V209L186 208ZM193 203H197L196 204V206H195V204H193ZM57 204H55V206L57 205ZM135 204V205H134ZM169 204V205H168ZM177 204H178V206H177ZM181 204V205H180ZM188 204H190V205H188ZM192 204L194 205L193 207H191L192 206ZM203 204V203H202ZM133 205V206H132ZM168 205V206H167ZM208 205V204H207ZM207 205L205 206L206 207V209L207 208H212V207H215L214 205H215V203L214 204H210V205H208V207H207ZM61 206V205H60ZM144 208L143 210H142V207ZM170 206V208H168ZM180 206H182V208L180 207ZM257 206H260V204H257ZM39 207V209H40V205L38 206ZM131 207H132V209H131ZM141 207V208H140ZM261 207H264V205H261ZM61 208V210L59 211V206H58V208L57 207H55V209H54V207H51V208H47V210H45V212H43L42 210L40 211V214H39V212H38V214L39 215H43V217L44 216H46V215H50L48 218H50L49 220H47V216L45 217V219L47 220V221H49L48 222V224H47V221H45L46 222V224H44V225H38L39 226V228H41V231H40V229L38 228V226H37V228H38V231H37V228L35 227H33L34 229H36V230H34L35 231V233L33 232V229L32 228H30L31 229V231H27V230H22V232H23V235H24V237H25V234H26V237L24 238V240L26 241V238L29 240H27L25 243L26 244H28L29 243V246L30 247H32L31 246V244L33 245V246H37V248L39 249H42V247L43 248H45V249H43V250H46V249H49V250H51L52 251V249H53V247H51L50 246V244H51V242L53 243L54 242V244L53 245H58L59 243H61L62 244V247H61V244H59L58 246H59V249L58 250H61V251H63V250H65V244L63 245V237L65 236V233H66V226H65V223H63L61 220H59V216L61 215V212H62V206L60 207ZM167 208V209H166ZM177 208V209H176ZM184 208V209H183ZM187 209V211H186V209ZM189 208H190V210H189ZM192 208H194L193 210H192ZM41 209H43V207H41ZM51 209H53V212H54V214H55V216H53L54 214H53V212H52V210ZM139 209H140V211H139ZM172 210L171 212H172V214H170V210ZM182 211H180V210ZM33 212H34V214H36L35 212H36V210H38V208H36V210L34 211V209H31ZM30 210V211H31ZM55 210L57 211V212H55ZM167 210H169V211H167ZM176 211V210H178L177 212H175L174 214H173V211ZM29 211V212H30ZM31 211V212H32ZM52 213H51V212ZM186 211V212H185ZM28 211L27 212H25L26 213V216L24 217V215H23V218H22V225L20 226V231H21V229H23V228H26L27 227V229H29L28 227H32V226H34V225H36L37 224V222H35V221H31L34 225H32V223H28V220L26 221V219L28 218H31V220H32V217L30 216V217H27V213H29ZM30 212V213H31ZM102 212H103V215H101L102 214ZM133 212H135V213H133ZM188 212H190L189 214H187ZM24 213V214H25ZM50 213V214H49ZM96 213L98 214V215H96ZM95 213V215L93 214V215H86L85 213H79L78 215H80V216H78L79 218H80V221L82 220L83 221V223H84V226H83V224H82V228L84 229H87L86 231V235L87 236H89V238H94L93 240H94V242L96 243V244H102V245H107V246H110L111 244H114L115 242H116V250H118V254H117V258H116V262H115V264H128L129 262H132L131 264H135L134 262H135V259H134V255L132 256V258L130 257L131 256V254H133L134 253V249H131L132 247L133 248H136V246L138 245V247H140V248H142V247H145L144 249H147L146 250V252L147 253H149V254H151V256L153 257V256H155L156 255V257L157 258H155V257H153V258H155V261L153 260V262H152V260H151V262H150V264L151 263H154V262H165L166 260V262L168 263V261H169V259H167V258H164V257H162V258H164L163 260H161V256L159 257L156 253H160L162 250H164V249H162V247L163 248H165L164 246H165V242L163 241V242H161L162 240H163V238L161 237V241H159L156 237V239L158 240L157 242H160L161 244L159 245L158 243H155L154 245H153V243L156 241V240H154L155 238H152L153 236L151 235H149V234H147V235H149L148 236V238H151V239H148L150 242L152 241V239H153V243L151 244V243H147V245L145 244L146 242H144L143 243V241H146L147 239H145L144 238V236L146 235L145 233H143V232H141V233H133L132 235L134 236V238H133V236L132 235H130V236H132V237H130L129 235H128V233L126 232V233H123V232H121V231H117V220H115V219H113L114 217L110 214V216L109 215H107V212H105V210H101L100 212H96ZM186 213V214H185ZM37 214V215H38ZM136 214V215H135ZM168 216H167V215ZM99 215H100V217H99ZM185 215V216H184ZM209 214H206L205 215V217H207ZM91 216V217H90ZM109 216V217H108ZM136 216V217H135ZM98 217V218H97ZM55 218V219H54ZM78 218V219H79ZM100 218V219H99ZM101 218H103V219H101ZM104 218H106V219H104ZM191 218V219H192ZM109 219H112V220H109ZM190 219V220H191ZM100 220V221H99ZM107 220V221H106ZM115 220V221H114ZM156 221V219H148V221H146V223H147V225L148 224H150L151 222H152V224H153V221ZM193 220V219H192ZM29 221H30V219H29ZM96 221H97V224L99 225H94L93 226V224L92 223H96ZM105 223H104V222ZM111 221V222H110ZM154 221V222H155ZM44 222V223H45ZM100 222V223H99ZM104 224H103V223ZM30 224L29 226H28V224ZM61 223H63V224H61ZM88 223V225H86L87 227H85V224H87ZM109 223V224H108ZM111 223V224H110ZM158 221H156V225H158ZM51 225V230H49L48 229V231H47V229L46 230H44V228H46V227H49L50 228V225ZM103 224V225H102ZM151 224V225H152ZM47 225H49V226H47ZM91 225V226H90ZM161 225V224H160ZM241 225V224H240ZM114 228H113V227ZM150 226V225H149ZM166 226V227H165ZM64 227V228H63ZM93 228V230H91L92 228ZM237 227V226H236ZM241 227H242V225H241ZM60 228V229H59ZM63 228V229H62ZM160 228H161V226H160ZM166 228V229H167ZM170 228H168L169 229V232H168V230H167V236L169 237V239L170 238H172L173 237V231H174V229L172 230V232H170ZM238 228V227H237ZM237 228L235 229L234 228V230H233V228H231V230L229 231V234H230V232H231V234L230 235H228V236H230V237H228L227 236V238H226V234H228V230L227 231H225L226 229H224L223 230V232H224V234H222V231L220 232V236L219 237H221V239H219V240H221V241H219L218 240V233L219 232H215L216 233V235H217V238H216V236L214 235V238L212 239V237L210 238V240L208 241V242H203V240L200 238L199 239V242L201 243V245H199V247L201 246V248L199 249V248H196L195 247V242H193L194 244V246L193 247H191L192 245H191V237L192 236H197L196 234H195V232L194 233H192V231L190 230V234H188L187 235V237H185V238H183V240L184 241H182V243L180 244V242H179V244H176V246H175V248L173 249V252L174 251H176V253H174V255H170V257L172 256V258L171 259H173V257L174 256H176L178 259H173L174 261L172 262V260H170V262L169 263H172V264H177V263H180L181 261H180V259H183L184 261L185 260H187L188 258H189V255H191V253H193V254H196V255H194L195 257L197 256V255H199V254H201V255H203V258H204V260H205V264H213V263H215V264H230L231 262V264H236V263H238L239 261H241L242 259H243V257H244V255H246V253H248L247 252V246H250L249 248H251V253H252V256H253V254H254V252H255V250H258V249H255V247L257 246L259 249H261V251L260 250H258V251H256V253L258 252V254L253 258L254 259V261L252 260V263L251 264H264V252H262V251H264V247H262V246H264V244H262V242H264V236H258V237H256L254 240H252V241H250V239L248 238V235H247V231L245 230V228H244V226H243V229L245 230V233L246 234H244L243 233V231H242V233H240V232H237L236 233V231H237ZM240 228V227H239ZM29 229V230H30ZM89 229V230H88ZM165 229V230H166ZM241 229V228H240ZM240 229H238V231L240 230ZM62 230V231H61ZM96 230V231H95ZM112 230V231H111ZM25 231H27L25 234H24V232ZM47 231V232H46ZM57 231V232H56ZM84 232H85V230H83ZM91 231V232H90ZM99 231H101V232H99ZM109 231H111L110 232V234H109V236H110V240H107V238L109 237L107 234L108 233H105V232H109ZM113 231H114V233L116 232V234H114L113 233ZM194 231V230H193ZM30 232L32 233V234H30ZM56 234H55V233ZM93 232H94V234H93ZM159 232H160V230H159ZM166 232V231H165ZM165 232L164 233H162V234H165ZM38 233V234H37ZM54 235H59V237L60 238H58V237H56V239L57 240H53V237H52V235L53 234ZM100 233L102 234L101 236H99L100 235ZM119 233H121V234H123V236L122 235H120ZM215 233H213V234H215ZM235 233V234H234ZM240 233V234H239ZM33 234H35L36 236H37V238L40 240V243H35V242H38V239L37 238H35V237H33L32 235ZM44 234V235H43ZM46 234V235H45ZM103 234H105V235H103ZM114 234V235H113ZM161 234V235H162ZM234 234V235H233ZM237 234V235H236ZM262 234H264V233H262ZM49 235H50V237H49ZM112 235V236H111ZM121 236V238H120V236ZM160 235V234H159ZM236 235V236H235ZM42 237V238H39V237ZM99 236V237H98ZM128 236L130 237V240H129V238H128ZM165 236H166V234H165ZM164 235H163V237H165ZM199 236V235H198ZM197 236V237H198ZM232 236H234V237H232ZM244 236H246V237H244ZM22 237V236H21ZM101 237V239H99ZM106 237V238H105ZM115 237H117V238H115ZM124 238V240H123V238ZM159 237V236H158ZM167 237V238H168ZM197 237H194V238H197ZM201 237H202V235H201ZM204 237V236H203ZM241 237H244V239L243 238H241ZM33 238V239H32ZM44 238V239H43ZM102 238H103V240H104V242H103V240H102ZM112 238H115V240H112ZM140 238V239H139ZM143 238L145 239V240H143ZM160 238V237H159ZM167 238L165 239L166 240V242H167ZM194 238H192V239H194ZM199 238V237H198ZM216 238V239H215ZM236 238V239H235ZM238 238V239H237ZM259 238V239H258ZM23 239V238H22ZM36 239H37V241H36ZM42 239V240H41ZM59 239H61L60 241L61 242H59ZM173 239V238H172ZM185 239H186V241H187V239H188V243L190 244H187V242H185ZM230 239V240H229ZM106 240H107V242H106ZM121 240H123V241H121ZM143 240V241H142ZM147 240V241H148ZM171 240V239H170ZM170 240H168V242L170 241ZM190 240V241H189ZM195 240V239H194ZM198 239H196V241H197ZM217 240V241H216ZM260 240V241H259ZM42 241V242H41ZM49 241H50V243H49ZM110 241V242H109ZM114 241V242H113ZM118 241H120V242H118ZM128 241V242H127ZM135 241V242H134ZM137 241V242H136ZM139 241V242H138ZM148 241V242H149ZM214 241V242H213ZM243 241V242H242ZM59 242V243H58ZM118 242V243H117ZM121 242H123V244L121 243ZM198 242V241H197ZM196 242V246H198V244L199 243H197ZM217 242H218V244H217ZM221 242V243H220ZM252 242V243H251ZM121 243V244H120ZM137 243H140V244H137ZM204 245H203V244ZM209 243V244H208ZM262 245H261V244ZM124 244H125V246H128V244H129V247H130V249L129 248H127V250L125 249V247H124ZM146 246H145V245ZM158 244V245H157ZM214 244V245H213ZM221 244V245H220ZM247 244V245H246ZM260 244V245H259ZM52 245V244H51ZM214 247H213V246ZM218 245V246H217ZM220 245V246H219ZM244 245H246V247L244 246ZM123 246V247H122ZM150 246V247H149ZM210 246V247H209ZM217 246V248H215ZM243 246L245 247V248H243ZM47 247V248H46ZM179 247V248H178ZM182 247H185V248H183L182 249ZM191 247V248H190ZM212 247V248H211ZM240 247H241V249H240ZM256 247V248H257ZM32 248H34V247H32ZM31 248V249H32ZM36 248V247H35ZM36 248V249H37ZM149 248V249H148ZM160 248V249H159ZM177 248H178V250H177ZM208 248H210V249H208ZM214 248H215V250H214ZM36 249H33V253L34 254H37L38 255V253L39 252H41V251H39L38 253L36 252ZM193 249V250H192ZM196 249V251H194ZM42 250V251H43ZM131 251V253H129L130 251ZM160 250V251H159ZM211 250V251H210ZM60 251V252H61ZM125 251H129L128 252V260H127V257L125 256V255H127V254H125L124 252ZM178 251V252H177ZM198 251V252H197ZM212 253V254H210V252ZM240 251V252H239ZM241 251L243 252V251H245V252H243V254L242 255H240V253H241ZM65 251H63V254H65L64 253ZM154 253V255H153V253ZM191 252V253H190ZM127 253V252H126ZM178 253L179 254H181L182 255V257H181V255L179 256L178 255ZM255 253V254H256ZM61 254H62V252H61ZM176 254V255H175ZM192 254V255H193ZM211 255V257L207 260V258ZM240 255V257H238L239 255ZM15 255V260H13L12 258H10V259H6L5 261H7L8 263L7 264H19V262H20V264H28L26 261H28L27 259H25L24 257H19L20 255L19 254H14ZM14 255H13V258H14ZM36 255V256H37ZM178 255V256H177ZM209 255V256H208ZM215 255V256H214ZM151 257V258H152ZM160 258V261H159V258ZM169 257V258H170ZM181 257V258H180ZM191 257H193V256H191ZM191 257H190V259H191ZM207 257V258H206ZM214 257H215V259H214ZM61 258H63L62 256H61ZM124 259H126V260H124ZM213 259L215 260V262L213 261ZM119 260V261H118ZM131 260V261H130ZM134 260V261H133ZM165 260V261H164ZM217 260V261H216ZM235 262H234V261ZM239 260V261H238ZM23 261V262H22ZM34 261V260H33ZM122 261H124V262H126V263H124V262H122ZM207 261V262H206ZM213 261V262H212ZM22 262V263H21ZM35 262V261H34ZM161 262H160V264H161ZM188 262H189V260H188ZM158 263H155V264H158ZM3 264H6V262H3ZM187 264V263H186Z\"/></svg>",
	"mask_w": 264,
	"mask_h": 264
},
{
	"label": "bare ground",
	"instance_id": "2",
	"mask_svg": "<svg viewBox=\"0 0 264 264\" xmlns=\"http://www.w3.org/2000/svg\"><path fill=\"white\" fill-rule=\"evenodd\" d=\"M11 1V0H10ZM14 2H15V0H13ZM51 1V0H50ZM52 1H54V0H52ZM56 1V0H55ZM59 0H57V2H58ZM68 2H69V0H67ZM126 1V0H125ZM124 1V2H125ZM129 1V0H128ZM127 1V2H128ZM178 1V0H177ZM222 1V0H221ZM256 1L257 0H235V5H237V7H239V9H243V15L245 14V11H247V12H255L256 11ZM259 1V0H258ZM12 2V1H11ZM36 2V1H35ZM48 2H49V0H48ZM62 2H64V0L62 1ZM67 2V3H68ZM124 2L122 3V0H107L106 1V3L105 2H103L102 3V0H78V5L80 6V8H82V9H86L87 8V12L89 13V11H88V8H89V6H93V8H95L96 10H97V13L99 12L100 14H99V17H98V20L96 21V30H97V32H99V34L97 35V33H95L96 35H95V37H100L99 35H103V36H106L107 34H109V35H107V37H106V39H108V40H106V41H109L110 40V38H111V41H109V42H112V36H113V39H114V35H115V33H117L118 31H116V29L117 28H119V27H121V28H123V26H125L126 25V27L130 30V32L132 33V34H136V35H138L137 37H138V39H137V41L138 42H136V46H137V48H140V50H141V48H145V50L144 49H142V50H144V52L143 53H140L141 55H143V56H149V55H152V54H154V52H156V51H159V50H161L162 51V49L163 50H165V49H167V52H168V50H176V51H179L178 53H181V52H184V50L185 49H188L187 48V46H189L190 45V42H191V38H192V36L196 33V32H199V29L200 28H202L200 25H199V23L197 22L196 24L197 25H199V26H197V27H199V29L195 26L196 24H194V25H192L193 27H189L188 26V28H185V27H183V26H179L178 27V29H175V26H174V28H173V22L172 21H174L175 22V20H173L171 17H170V15H168L166 12V10H165V8H163V5H160V8L158 9V10H161L160 12H158V10L156 11L157 12V14L158 13H160V15L158 14V15H156V16H159V17H155V13H153L154 14V16H151V15H153L151 12V14H150V16L151 17H146L147 16V13L146 12H148V11H146L145 13L146 14H144V13H142L141 12V10L143 9H141L140 10V13H139V11L138 10H136L135 9V7L134 6H136L137 4H139V6H137L136 8H138V7H141L142 6V4L141 3H137L136 4V2H137V0H136V2H135V4H134V6H132V4H129L130 6H132V7H134L133 9H132V7H130L129 5H127V6H124L123 4H124ZM157 2V1H156ZM181 2V1H180ZM211 2V1H210ZM220 2V1H219ZM37 3V2H36ZM50 3V5H51V3L52 2H49ZM150 3V2H149ZM148 3V4H149ZM158 3V2H157ZM182 4H184L183 3V1L181 2ZM7 4H9V3H7ZM15 4H17V3H15ZM39 4V3H38ZM46 4H48V3H46ZM45 4V5H46ZM64 4H65V2H64ZM87 4H91V5H89L88 7H86V5ZM187 4V3H186ZM259 4H260V2H259ZM262 4H264V2H262ZM9 5H11V3L9 4ZM44 5V6H45ZM50 5H49V7H50ZM66 5V4H65ZM65 5H63V6H65ZM153 5H156V4H153ZM152 5V6H153ZM18 7L20 6L19 5V3H18V5H17ZM23 6H24V4L22 5V10L24 11V9H23ZM39 6V5H38ZM53 6V5H52ZM51 6V7H52ZM68 7H69V3H68V5H67ZM66 6V7H67ZM210 6V5H209ZM232 6V5H231ZM234 6V5H233ZM262 6H264V5H262ZM14 7V5H12V8ZM50 7V8H51ZM131 9H130V8ZM142 7H144V6H142ZM147 7V5H145V8ZM165 7V6H164ZM186 7V5L183 7V8H185ZM216 7V6H215ZM257 7H258V5H257ZM48 8V7H47ZM64 8V7H63ZM145 8L143 9L144 11H145ZM149 7H147V9H148ZM25 9H26V7H25ZM30 9V8H29ZM66 9H68V12H69V8H66ZM78 9H79V7H78ZM90 9H92V8H90ZM150 10H151V8H149ZM163 9H164V13L166 14H161V12L163 11ZM186 9H187V7H186ZM185 9V10H186ZM255 9V10H254ZM259 10H260V8H258ZM257 9V10H258ZM2 10V9H1ZM48 11H47V13L49 12V8L47 9ZM59 10V9H58ZM60 10H62V8H60ZM59 10V11H60ZM74 10H75V8H74ZM74 10H72V11H74ZM95 10V11H96ZM106 11L109 15L110 14H112L113 12H117L118 13V17H116L115 19H111V20H108L109 19V17H108V19H103V18H105V17H102L101 15H102V12L103 11ZM181 10V9H180ZM184 10V11H185ZM193 10V9H192ZM240 10V11H241ZM245 10V11H244ZM258 10V12L259 13H264V10H262V11H259ZM7 11V10H6ZM22 11V12H23ZM26 11V10H25ZM28 11V10H27ZM51 11H52V8H51ZM91 11V10H90ZM92 11H93V9H92ZM175 10H173V12H174ZM194 11V10H193ZM193 11H191V13H193ZM176 12H177V10H176ZM175 12V13H176ZM196 12V11H195ZM194 12V13H195ZM200 12V11H199ZM222 12V11H221ZM252 12H251V15H252ZM59 13H61V11L59 12ZM95 13V12H94ZM97 13H95V14H97ZM187 14L189 13L188 11L186 12ZM186 13H184V14H186ZM234 13V12H233ZM237 13H239V12H237ZM249 13H247V14H249ZM258 13V14H259ZM69 14H71L70 12H69ZM68 14V15H69ZM73 14H76V13H73ZM72 14V15H73ZM94 14V15H95ZM144 16H143V15ZM178 14V13H177ZM190 14V13H189ZM188 14V15H189ZM241 13H239V15H240ZM254 14V13H253ZM52 15H53V13H52ZM55 15V14H54ZM91 15H92V13H91ZM146 15V16H145ZM149 15V14H148ZM178 15H180V14H178ZM184 16V17H189V16ZM194 15V14H193ZM238 15V14H237ZM250 15V16H251ZM261 15V14H260ZM9 16V15H8ZM15 16V15H14ZM23 16V15H22ZM25 16V15H24ZM80 16V15H79ZM86 16V15H85ZM105 16V15H104ZM242 16V15H241ZM241 16H239V17H241ZM81 17V16H80ZM84 17V16H83ZM87 17H89L90 18V16L88 15ZM115 17V16H114ZM153 17V18H152ZM192 17V16H191ZM194 17V16H193ZM201 17V16H200ZM205 17V16H204ZM247 17V16H246ZM257 17V16H256ZM24 18V17H23ZM82 18V17H81ZM81 18H80V20H81ZM113 18V17H112ZM162 18V19H161ZM232 18V17H231ZM19 19H20V17H19ZM84 18H82V20H83ZM87 18H85V20H86ZM190 19H192V18H190ZM10 20H12V19H10ZM93 21L94 22V20L93 19H89V21ZM106 20H108V21H106ZM129 20H131V21H129ZM134 22H136L135 24H136V28L135 27H133V29H131L130 28V26L127 24L128 23V21L130 22V23H132L133 21ZM181 20V19H180ZM182 20H184V19H182ZM181 20V21H182ZM189 20V19H188ZM193 20V19H192ZM201 20V19H200ZM206 20V19H205ZM257 20V19H256ZM90 22V25H91V23H93V22ZM178 21V20H177ZM176 21V22H177ZM185 21V20H184ZM218 21V20H217ZM222 21V20H221ZM234 19L233 20H230V21H227L228 23H227V25L228 24H234ZM16 22V21H15ZM66 22V21H65ZM82 22V21H81ZM83 22H86V21H83ZM188 23H190V21H187ZM195 22H196V20H195ZM203 22V21H202ZM260 22H261V20H260ZM67 23V22H66ZM65 23V24H66ZM213 23H216V22H214L213 21ZM223 23V22H222ZM238 23V22H237ZM134 24V23H133ZM221 24V23H220ZM12 25H13V23H12ZM61 25V24H60ZM68 25V29H70L69 27H70V25L69 24H67ZM93 25V24H92ZM128 25V26H127ZM177 25H179V24H177ZM176 25V26H177ZM213 25V24H212ZM237 25V24H236ZM195 26V27H194ZM7 27V26H6ZM65 27V26H64ZM83 27V26H82ZM220 27V26H219ZM222 27H223V24H222ZM237 27H239V26H236V28ZM39 28V27H38ZM84 28V27H83ZM93 28V27H92ZM241 28V27H240ZM43 29V28H42ZM120 29V28H119ZM124 29V28H123ZM217 29H219V28H217ZM16 30V29H15ZM41 30V29H40ZM65 30V29H64ZM201 30V29H200ZM215 30V29H214ZM220 30H222V29H220ZM219 30V31H220ZM224 30V29H223ZM236 30V29H235ZM239 30V33H240V29H238ZM41 31H43V30H41ZM69 31H71V30H69ZM69 31L67 32V33H69ZM120 31V30H119ZM205 31H206V29H205ZM234 31V30H233ZM261 31V30H260ZM262 31H264V29H262ZM82 32V31H81ZM80 32V34H78V35H74V37H77V36H79L80 37V35L81 34H85V33H81ZM86 32V31H85ZM88 32V31H87ZM203 32H204V30H203ZM214 32V31H213ZM212 32V33H213ZM226 31H224V33H225ZM228 32H229V30H228ZM227 32V33H228ZM238 32V31H237ZM236 32V33H237ZM242 32H244V28H243V31ZM207 33V32H206ZM216 33V32H215ZM234 33V32H233ZM236 33H234V36H235V34ZM70 34V33H69ZM69 34H67L68 36H69ZM111 34V35H110ZM197 34V33H196ZM219 34H221V33H218V36H220ZM231 34H232V30H231ZM241 34V33H240ZM245 34V33H244ZM20 35V34H19ZM48 35V34H47ZM101 35V36H102ZM118 35H119V33H118ZM215 35V34H214ZM223 35V34H222ZM242 35H243V33H242ZM64 36V35H63ZM66 37V38H70V37H73V36H71L70 35V37ZM217 36V37H218ZM231 36V35H230ZM230 36H229V38H230ZM234 36H232V37H234ZM237 36H238V34H237ZM262 36V35H261ZM136 37V38H137ZM199 37H201V33H200V36ZM224 37V36H223ZM50 38V37H49ZM48 38V39H49ZM88 38V37H87ZM102 38V37H101ZM136 38H135V40H136ZM222 38V37H221ZM228 38V39H229ZM245 38V37H244ZM47 39V38H46ZM55 39V38H54ZM58 39H60V38H58ZM62 39V38H61ZM74 39V38H73ZM220 39V38H219ZM223 39V38H222ZM221 39V40H222ZM236 38H234L233 40H231V41H234ZM239 39V38H238ZM241 39V38H240ZM50 40V39H49ZM69 40V39H68ZM67 40V42H70V41H68ZM71 40V39H70ZM117 40H118V38H117ZM216 40V39H215ZM230 40V39H229ZM237 40V39H236ZM56 41V40H55ZM61 41V43H62V40H60ZM119 41V40H118ZM197 41V40H196ZM213 41H214V39H213ZM240 41V40H239ZM242 41V40H241ZM254 41V40H253ZM255 41H256V39H255ZM65 42V40L63 41V43ZM67 42H65V43H67ZM128 42V41H127ZM218 42V41H217ZM246 42V41H245ZM244 42V43H245ZM257 42V41H256ZM72 43V42H71ZM82 43H83V41H82ZM112 43H114V42H112ZM134 43V42H133ZM199 43V42H198ZM243 43V42H242ZM251 43H252V41H251ZM250 43V44H251ZM77 44V43H76ZM195 44V43H194ZM215 44V43H214ZM246 44V43H245ZM248 44V43H247ZM250 44H248V45H250ZM75 45V44H74ZM133 45V44H132ZM197 45V44H196ZM203 45V44H202ZM205 45L206 44H204V47H205ZM235 45H236V43H235ZM235 45H234V47H235ZM239 45V44H238ZM261 45V44H260ZM262 45H264V44H262ZM46 46V45H45ZM64 46H67V44L66 45H64ZM76 46V45H75ZM209 46V45H208ZM207 46V47H208ZM223 46V45H222ZM237 46V45H236ZM241 46V45H240ZM245 46V45H244ZM243 46V47H244ZM52 47H54V46H52ZM123 47V46H122ZM195 47H197V46H195ZM214 47H215V45H214ZM214 47H212V48H214ZM218 47H221V46H218ZM47 48H48V46H47ZM51 48V47H50ZM49 48V49H50ZM79 48V47H78ZM78 48L76 47V49H77V51L76 52H78ZM86 48V47H85ZM88 48V47H87ZM90 48V47H89ZM202 48H203V46H202ZM244 48H247V47H244ZM251 48V47H250ZM90 49H93V48H90ZM199 49V48H198ZM216 49H218L217 47L215 48V51H216ZM243 49V48H242ZM252 49H253V47H252ZM74 50V49H73ZM89 50V49H88ZM94 50V49H93ZM141 50V51H142ZM245 50V49H244ZM50 51V50H49ZM52 51V50H51ZM59 51V50H58ZM86 52H87V50H85ZM129 51V50H128ZM127 50H126V52H128ZM135 51V50H134ZM193 51H195V50H193ZM201 51V50H200ZM213 51V50H212ZM219 51V50H218ZM239 51V50H238ZM258 51V50H257ZM256 51V52H257ZM31 52V51H30ZM60 52H62V51H60ZM75 52V51H74ZM89 52V51H88ZM91 52V51H90ZM171 52V51H170ZM188 52V51H187ZM198 52V51H197ZM203 52H206V51H203ZM220 52V51H219ZM217 53V51L215 52V53H217V54H215V55H218V57H216V59L215 58H213V59H215L216 60V62H218V63H220V64H228V65H236L237 63L239 64V62L241 61V60H243L242 59V57H239V55H238V53H237V50L235 51L234 49H232L231 47H229V46H224L223 48H222V50H221V52L220 53ZM239 52H241V51H239ZM243 52V51H242ZM255 52V51H254ZM253 52V53H254ZM50 53V52H49ZM64 53V52H63ZM92 53V52H91ZM159 53H160V51H159ZM162 54H164L165 53V51L164 52H161ZM199 53V52H198ZM257 53H259V52H257ZM37 54H39V53H37ZM51 54V53H50ZM83 54V53H82ZM206 54V53H205ZM42 55V54H41ZM45 55V54H44ZM52 55H53V52H52ZM60 55H61V53H60ZM63 55V54H62ZM88 55H90V54H88ZM87 55V56H88ZM132 55H134L133 53H132ZM213 54H211V56H212ZM128 56H131V55H128ZM155 56V55H154ZM164 56H166V55H164ZM178 56H180L179 54H178ZM214 56V55H213ZM212 56V57H213ZM16 57H18V56H16ZM15 57V58H16ZM60 57V56H59ZM82 57V56H81ZM85 57V56H84ZM117 57V56H116ZM152 57H153V55H152ZM150 58V60H151V62H154L155 63V61H153V59L155 60V58L153 57V58ZM167 57V56H166ZM177 57V55L175 56V58ZM208 57V56H207ZM252 57V56H251ZM46 58V57H45ZM44 58V59H45ZM83 58V57H82ZM124 58V57H123ZM189 58H192V55H191V57H189ZM197 58L198 57H196L195 59V61H197ZM203 58V57H202ZM202 58H201V60H202ZM208 58H210V57H208ZM78 59V58H77ZM136 59V58H135ZM163 59V58H162ZM162 59H161V61H162ZM170 59V62H171V60H173V58H169ZM212 59V60H213ZM253 59V58H252ZM257 59V58H256ZM38 60H40V59H38ZM61 60V59H60ZM80 60V59H79ZM122 60V59H121ZM167 60H168V58H167ZM186 60V59H185ZM204 60V59H203ZM215 60H213V62L215 61ZM248 60V59H247ZM247 60H246V63H247ZM148 61H149V59H148ZM147 61V62H148ZM160 61V62H161ZM164 61V60H163ZM169 61V60H168ZM186 61H188V60H186ZM194 61V59L191 61H189V63L190 64H194V63H192ZM256 61V60H255ZM38 62V61H37ZM45 62V61H44ZM47 62V61H46ZM65 62V61H64ZM86 62V61H85ZM125 62H128V61H125ZM125 62L123 63V67H124V64H125ZM134 62V61H133ZM136 62H138V61H136ZM136 62H135V64H131V63H128L127 64V67H126V69H124L123 68V70L122 71H125L126 70V72H121V73H127V77L128 78H134V79H136V81L137 80H139V78H140V76H141V78H140V80L142 79H144V76H143V72H141V73H139L138 74V70L140 69V67H141V65H137L136 64ZM170 62H168V63H170ZM173 62V61H172ZM177 63H178V61H176ZM184 62V61H183ZM197 62H199V61H197ZM244 62H245V60H244ZM252 62V61H251ZM87 63V62H86ZM146 63V62H145ZM145 63H143V64H145ZM150 63V62H149ZM149 63H147L148 65H149ZM202 63V62H201ZM204 63V62H203ZM241 63H243V62H241ZM256 63H258V62H256ZM156 64V63H155ZM162 64V63H161ZM161 64H160V66H161ZM176 64V63H175ZM196 64V63H195ZM194 64V65H195ZM200 64V63H199ZM204 64H206V63H204ZM244 64V63H243ZM118 65V64H117ZM154 66V64H151V66ZM192 65H191V67H189V68H195V67H192ZM193 65V66H194ZM198 65V64H197ZM196 65V66H197ZM215 64H212V66H214ZM250 65V64H249ZM254 65V64H253ZM42 66V65H41ZM106 66V65H105ZM114 66V65H113ZM145 66V65H144ZM153 66H152V68H153ZM160 66H158V67H160ZM176 66V65H175ZM181 66V65H180ZM179 66V67H180ZM183 66V65H182ZM200 66V65H199ZM199 66H197V67H199ZM206 66V65H205ZM212 66L210 67V68H212ZM1 67V66H0ZM5 67V66H4ZM4 67H3V69H4ZM119 67V66H118ZM155 67V66H154ZM158 67H156V68H158ZM162 67V66H161ZM221 67V66H220ZM219 67V68H220ZM224 67H226V66H224ZM253 67H255V65L253 66ZM47 68V67H46ZM99 68H100V66H99ZM102 68V67H101ZM101 68H100V70H101ZM109 68V71L111 72V70H110V66L108 67ZM114 68V67H113ZM112 68V69H113ZM150 70H152L151 68H150V66L148 67ZM155 68V69H156ZM178 68V67H177ZM181 68V67H180ZM180 68H179V70H178V72L180 73ZM184 68H187V67H183V69ZM200 68V67H199ZM223 68V67H222ZM239 68H241V67H239ZM17 69V68H16ZM24 69V68H23ZM48 69V68H47ZM65 69V71H66V68H64ZM63 69V70H64ZM182 68H181V70H183ZM202 69V68H201ZM214 69H216V67L214 66ZM224 69V68H223ZM242 69H244L243 67L241 68V70ZM245 69H246V67H245ZM244 69V70H245ZM249 69V68H248ZM248 69H246V70H248ZM258 69V68H257ZM42 70V69H41ZM49 70V69H48ZM59 70H61V69H59ZM177 70V69H176ZM175 70V71H176ZM185 70V69H184ZM186 70H189V69H186ZM185 70V71H186ZM194 70V69H193ZM198 70H200V69H198ZM205 70V69H204ZM212 70H213V68H212ZM211 70V71H212ZM224 70H226V69H224ZM231 69H229V71H230ZM239 69H237V71H238ZM240 70V72H243V71H241ZM24 71H25V69H24ZM80 71V70H79ZM85 71V70H84ZM114 71V70H113ZM145 71V70H144ZM154 71V70H153ZM158 71V70H157ZM160 71H162V70H160ZM195 71H196V69H195ZM194 71V72H195ZM219 71H220V69L217 71L218 72V74H219ZM234 71V70H233ZM5 72V71H4ZM21 72V70L19 69V76L20 77H23V76H21L20 74H22V73H20ZM66 72H68V71H66ZM65 72V73H66ZM87 72V71H86ZM109 72V73H110ZM116 72V71H115ZM155 73H157V75H162L163 73H165L164 71H163V73H160V72H156V71H154ZM184 72V71H183ZM209 72H210V69H209ZM213 72V71H212ZM232 72V71H231ZM235 73H238L239 74V72H236V71H234ZM250 72V70L248 71V73ZM254 73H253V75L255 74V75H257L255 72L256 71H253ZM259 72V71H258ZM1 73H2V70H1ZM6 73V72H5ZM53 73V72H52ZM64 73V74H65ZM75 73V72H74ZM108 73V72H107ZM108 73V74H109ZM158 73H160V74H158ZM179 73H177V74H179ZM201 73H202V71H201ZM247 73V74H248ZM7 74V73H6ZM12 74V73H11ZM23 74H24V72H23ZM107 74V75H108ZM112 74V73H111ZM146 74V73H145ZM151 75H153V76H151V75H149V74H147L146 75V77H145V81L147 82V89L145 90V91H147L148 90V87L150 88V86L149 85H151L152 83H153V81L155 80V78H159V80H160V77L159 76H155L154 77V73L152 72V73H150ZM181 74V73H180ZM179 74V75H180ZM185 74V73H184ZM197 74V73H196ZM203 74V73H202ZM205 74H207V72L205 71ZM214 74L216 75L217 73H216V71H215V73H213V75H211L212 76V79H213V77H214ZM217 74V75H218ZM220 74H221V72H220ZM244 76H245V78H246V72H244ZM251 74H252V72H251ZM251 74L249 73L248 75H250L251 76ZM59 75V74H58ZM61 75V74H60ZM82 75H84V74H82ZM86 75H88V74H86ZM103 75V74H102ZM110 75V74H109ZM113 75H117L118 77H119V79L121 80V78H120V76L119 75H121V77H123V75L124 74H112V77H113ZM140 75V76H139ZM166 75H167V73H166ZM174 75H175V73H174ZM198 75H200V74H198ZM198 75H191V76H181V77H179V76H177V78L175 79V84H176V86H177V88L179 89V90H181L184 94H186V95H189V96H191V95H193V96H198V97H201L202 98V100L203 99H205V100H208V101H212L213 103H212V105H214L213 107H215V106H218L219 108H220V106H219V103H220V97H222V95H221V92H220V90L218 89V90H216L215 89V86L213 87L210 83H207V82H204V81H202L201 80V78H200V76H202V75H200V76H198ZM228 75V74H227ZM241 74H239V76H240ZM1 76H3V75H0V77ZM27 76V75H26ZM28 76H29V74H28ZM34 76H35V74H34ZM47 76V75H46ZM49 76V75H48ZM167 76H171L170 74L169 75H167ZM219 76V75H218ZM222 76V75H221ZM234 76V75H233ZM236 76V75H235ZM29 77H31L32 78V76H29ZM61 76H54L53 74H51V76H49V77H47V87H46V89H45V91L48 93V94H50V97H51V95L52 96H54V95H61V96H63L62 98L64 99V100H62V101H64L63 103H61V105H59L57 102V105H59V106H61V107H59V109L62 111V109H63V107L65 106V101L67 102V101H69V102H67V109H66V111L64 112H58V113H56V111L54 112V119H55V123L58 125L59 123L61 124V126L63 127V128H65V129H67V127L68 128H71V125H73V122L76 120V112L74 111V109L73 108H71V88H72V86H74V84H72L71 85V79H69V78H60ZM79 77H81V75L79 76ZM104 77V76H103ZM110 77V76H109ZM118 77H116V79L118 78ZM126 77V76H125ZM143 77V78H142ZM154 77V78H153ZM164 77H166V76H164ZM216 77V76H215ZM243 77V76H242ZM249 77V76H248ZM9 78V77H8ZM24 78H26V77H24ZM36 78V77H35ZM42 78V77H41ZM41 78H40V80H41ZM106 78V77H105ZM170 79L169 77H166L165 79ZM225 78V77H224ZM236 78V77H235ZM237 78H238V76H237ZM241 78V77H240ZM1 79V82H2V80H4L5 78L3 77V78H0ZM21 79V78H20ZM119 79H117L118 81H119ZM132 79H130V80H132ZM161 79H163V78H161ZM203 79V78H202ZM218 81H217V84H218V82H219V79L220 78H216ZM229 79V78H228ZM233 79V78H232ZM231 79V80H232ZM248 79H250V77L248 78ZM252 79V78H251ZM7 80V78L4 80V81H6ZM39 80V81H40ZM42 80H43V78H42ZM80 80V79H79ZM86 80V79H85ZM116 80V81H117ZM124 80H125V78H124ZM238 80V79H237ZM3 81V82H4ZM12 81V80H11ZM25 81V83H27L26 82V80H24ZM38 81V80H37ZM38 81V83H42L43 84V81L42 82H39ZM86 81H88L89 82V80H86ZM102 81H104V79H102V77L100 76V74H96L95 75V78H94V80H93V84H101V82ZM106 81V80H105ZM104 81V82H105ZM126 81H127V79H126ZM135 81V82H136ZM166 80H164V82H165ZM207 81H209V80H207ZM234 81V80H233ZM0 82V83H1ZM9 82V81H8ZM30 82V81H29ZM33 83H34V86H33V84H32V86L34 87L33 89H37L36 87H35V81L33 80L32 81ZM74 82H76V81H74ZM85 81L83 80V83H84ZM112 82H114V81H112ZM131 82H133V81H131ZM134 82V83H135ZM138 82V81H137ZM137 82L135 83L136 85H135V87L137 88ZM163 82V84L164 85H167V84H165ZM214 82V81H213ZM236 82V81H235ZM239 82H241V81H239ZM239 82H237V83H239ZM10 83V82H9ZM38 83H37V86H38ZM87 83V82H86ZM92 83H90V85L89 84H87L85 87H88L89 86V88H92ZM170 83V82H169ZM212 83V82H211ZM215 83H216V80H215ZM227 83V82H226ZM252 83V82H251ZM254 83V82H253ZM5 84V85H4ZM4 84H2L4 87H2V85L0 86V88H3V89H1V90H5V86L7 85V83L6 82H4ZM76 84H78V82L77 83H75V85ZM119 84H121V83H119ZM128 84H130V81H129V83ZM138 84H142V85H144V83L142 82H138ZM154 84V83H153ZM152 84V85H153ZM157 84H160V85H157V86H159V87H164V85L162 84V83H158L157 82ZM230 84V83H229ZM228 84V86H229V88H230V85ZM233 85L234 84H236V83H232ZM231 84V85H232ZM242 84V83H241ZM240 84V85H241ZM20 85V84H19ZM29 85H30V83H29ZM133 85V84H132ZM132 85H130L131 87H132ZM162 85V86H161ZM220 85V84H219ZM218 85V87H220ZM26 86V85H25ZM91 86V87H90ZM94 86V85H93ZM97 86V85H96ZM121 86V85H120ZM140 86V85H139ZM154 86V85H153ZM175 86V85H174ZM223 86V85H222ZM221 86V87H222ZM244 86V85H243ZM242 86V87H243ZM22 87V86H21ZM43 87H44V84H43ZM141 87V86H140ZM139 87V88H140ZM154 87H156V83H155V86ZM224 87V86H223ZM222 87V88H223ZM234 87V86H233ZM246 87H248V85L246 84ZM22 88H24V87H22ZM18 89L20 92V94H22V92L24 91H27V93H29L28 92V89L29 88H27V87H25V88H27V90L26 89ZM39 88H41V86L40 87H38V90H35V91H39ZM74 88V87H73ZM95 88H97V87H95ZM94 88V90H96ZM221 88V89H222ZM249 88V87H248ZM248 88H246V90L248 89ZM31 90H32V87L30 88ZM42 89V88H41ZM40 89V90H41ZM87 89L88 88H86V91H87ZM99 89V88H98ZM118 89V88H117ZM158 89V88H157ZM156 89V90H157ZM168 91L170 90V89H168V88H166ZM174 89V88H173ZM172 89V90H173ZM0 90V91H1ZM78 90V89H77ZM127 90H129V89H127ZM127 90H123V91H125V92H127ZM138 90V89H137ZM166 90V91H167ZM172 90H171V92H172ZM230 90V89H229ZM232 90V89H231ZM238 90V89H237ZM245 90V91H246ZM253 90V89H252ZM7 91V90H6ZM5 91V92H6ZM41 91H44V88H43V90H41ZM97 91H99V90H97ZM134 90H132V92H133ZM155 91V90H154ZM158 91L160 92V89H158ZM158 91H157V93L156 94H158ZM167 91V92H168ZM180 91V92H181ZM248 91L249 90H247V92L246 93H248ZM260 91V90H259ZM8 92V91H7ZM45 92V93H46ZM84 93H81V94H84L85 95V88H84V91H83ZM128 92H130V90L128 91ZM127 92V93H128ZM131 92V93H132ZM149 92V91H148ZM150 92H151V90H150ZM174 92V91H173ZM252 92V91H251ZM261 92V91H260ZM98 93H100V91L98 92ZM97 93V94H98ZM137 92L135 91V94H136ZM169 93H170V91H169ZM253 93H255V91L253 90ZM7 94V93H6ZM80 94V95H81ZM96 94V95H97ZM100 94H102V92L100 93ZM110 94H111V91H110V93L109 94H107V95H109L110 96ZM133 94H134V92H133ZM132 94V95H133ZM152 94V93H151ZM151 94H149V95H151ZM171 94V93H170ZM174 94H177V93H174ZM226 94V93H225ZM259 94V93H258ZM23 96H24V93L22 94ZM26 95V94H25ZM99 95V94H98ZM105 95V94H104ZM107 95H105L104 97H105V99L106 98H108L109 96H107ZM127 95V94H126ZM2 96V93H0V97ZM3 96H5V95H3ZM7 96V95H6ZM5 96V97H6ZM40 95H37L36 97H39ZM45 96V95H44ZM44 96H43V98H44ZM147 96V94H144V97H146ZM193 96H192V98H193ZM225 96V95H224ZM239 96V95H238ZM245 96V95H244ZM253 96H255V95H253ZM253 96H250V97H252L251 99H249V97H248V102H249V100H252V99H254V97ZM261 96H262V94H261ZM30 97V96H29ZM28 96H27V98L24 96L23 97V101L26 99L27 100V104L25 105V107L28 105V98H29ZM56 97V96H55ZM81 97H82V95H81ZM103 97V98H104ZM127 97V96H126ZM139 97V96H138ZM143 97V96H142ZM154 97H156V95H154ZM164 97H166V100H165V102L166 103H168L169 101H171L172 99H170V97H168L167 96V94L166 95H164ZM179 97V96H178ZM177 97V100H179V98ZM232 97V96H231ZM231 97H228V98H231ZM1 98H4V97H1ZM42 98V99H43ZM59 98V97H58ZM84 98V97H83ZM95 98V97H94ZM141 98V97H140ZM140 98H138V99H140ZM197 97H195V99H196ZM224 99H225V97H223ZM247 98V97H246ZM256 98H257V96H256ZM256 98L254 99V104H255V106H256V101H258V102H260V99L258 100H256ZM261 99H262V97H260ZM36 99V98H35ZM34 99V100H35ZM38 99V98H37ZM89 99V98H88ZM100 99H101V97H100ZM125 99H128V98H125ZM130 99V98H129ZM137 99V98H136ZM168 99V100H167ZM176 99V98H175ZM199 99V98H198ZM232 99V98H231ZM241 99V98H240ZM244 99H245V97H244ZM20 100H22V99H20ZM19 100V101H20ZM29 100H30V98H29ZM49 100H51V99H49ZM61 100V99H60ZM81 100H83V99H81L80 98V101ZM96 99H94V101H95ZM103 100V99H102ZM134 100H135V97H134ZM153 100H156V98L155 99H153ZM160 100V99H159ZM200 100V99H199ZM199 100H197L196 99V101H199ZM230 100V99H229ZM238 100H239V98H238ZM242 100V99H241ZM241 100H239V101H241ZM256 100V101H255ZM262 100H264V99H262ZM32 100H30L29 102H31ZM62 101H60V102H62ZM104 101V100H103ZM102 101V102H103ZM106 101V100H105ZM129 101V100H128ZM157 101V100H156ZM168 101V102H167ZM180 101V100H179ZM238 101V102H239ZM253 101V100H252ZM33 102V101H32ZM38 102V101H37ZM49 102V101H48ZM78 102V101H77ZM97 102V101H96ZM95 102V103H96ZM100 102V101H99ZM121 102H122V100H121ZM121 102H119V103H121ZM127 102V101H126ZM153 102V101H152ZM173 102V101H172ZM174 102H176V101H174ZM182 102V101H181ZM200 102H201V100L198 102L199 104H200ZM203 102V101H202ZM50 103V102H49ZM48 103V104H49ZM55 103V102H54ZM56 103H55V106H54V104H52L53 106H54V108L55 107H57V105H56ZM98 103V102H97ZM154 103V102H153ZM156 103V102H155ZM161 102L160 101H158V104H156V105H159ZM178 103V102H177ZM184 103V102H183ZM190 103V102H189ZM237 103V102H236ZM250 104H252V106H254V104L250 101L249 102ZM22 104H24V102H22L21 103V105ZM51 104V103H50ZM63 104V105H62ZM75 104H77V103H75ZM79 104V103H78ZM99 104V103H98ZM124 104V103H123ZM192 104V103H191ZM191 104H189V105H191ZM205 105H206V103H204ZM250 104H249V107H250ZM258 104V103H257ZM260 104V103H259ZM262 104V103H261ZM15 105H17V103H15L13 106H11V107H14ZM21 105L20 106H18L17 108L18 109H20V110H25L24 109V105L22 106V108H21ZM32 105H35V104H32ZM51 105V106H52ZM100 105V104H99ZM125 105V104H124ZM128 105V104H127ZM126 105V106H127ZM132 105V104H131ZM168 105H169V103H168ZM183 105V104H182ZM185 105V104H184ZM183 105V106H184ZM201 105H202V103H201ZM200 105V106H201ZM237 105V104H236ZM248 105V104H247ZM9 106V108H11ZM30 106H31V104H30ZM35 106H37V105H35ZM39 106H40V104H39ZM76 106H79V105H76ZM121 106V105H120ZM119 106V107H120ZM133 106V105H132ZM135 106V105H134ZM148 106V105H147ZM160 106V105H159ZM162 106V105H161ZM177 106H179V104H177ZM182 106V107H183ZM186 106V105H185ZM224 106V105H223ZM226 106V105H225ZM244 106V105H243ZM252 106L250 107V109H252ZM27 107H29V105L27 106ZM26 107V108H27ZM44 107V106H43ZM57 107V108H58ZM81 107V105L79 106V108ZM129 107V106H128ZM128 107H127V109H128ZM152 107V106H151ZM187 107V106H186ZM202 107H204V105L202 106ZM206 107V106H205ZM209 107H211V106H209L208 105V108ZM239 107V106H238ZM242 107V106H241ZM257 107H259V106H257ZM256 107V108H257ZM262 107H264V104H262V106H261V112H262ZM40 107H37V109H39ZM49 108H51V107H49ZM53 108V109H54ZM79 108H77L78 110H79ZM89 108V107H88ZM130 109H128L129 111H131V110H133L131 107H129ZM134 108V107H133ZM138 108L139 107H135V109H137V110H135V111H138L139 112V110H138ZM149 108V107H148ZM167 108V107H166ZM170 108V107H169ZM212 108V107H211ZM224 108H226V107H223V109ZM1 109V108H0ZM13 109V108H12ZM34 110V107L32 106L31 108H28V111H27V114H28V118H30V119H33V115H34V113L36 112V111H33ZM52 109V108H51ZM50 109V110H51ZM52 109V110H53ZM64 109H65V107H64ZM63 109V110H64ZM84 109V108H83ZM82 109V110H83ZM122 109V108H121ZM124 109V108H123ZM122 109V110H123ZM150 109V108H149ZM164 109H165V107H164ZM204 109V108H203ZM203 109H201L202 111V113H204L205 112V109H204V111H203ZM245 109H246V106H245ZM249 109V108H248ZM249 109V110H250ZM254 109H255V107H254ZM251 110L253 113H255L258 109H256V110ZM3 110V109H2ZM1 110V111H2ZM13 110H15V107H14V109ZM48 110V109H47ZM58 110V109H57ZM81 110V111H82ZM153 110V109H152ZM157 110V109H156ZM178 110H179V108H178ZM212 110V109H211ZM215 110V109H214ZM212 111V113H216V111L219 113V110H218V108L216 107V110L215 111ZM227 110V109H226ZM11 111V110H10ZM26 111V110H25ZM43 111H44V109H43ZM49 111V110H48ZM134 111V110H133ZM132 111V112H133ZM133 112L132 114H134V113H136V112ZM171 111H173V110H171ZM200 111V110H199ZM198 111V112H199ZM255 111V112H254ZM258 111H260V109L258 110ZM34 112V113H33ZM51 112V111H50ZM49 112V113H50ZM83 112H84V110H83ZM120 112V111H119ZM126 112H128L127 110H126ZM194 112H196V111H194ZM194 112H193V114H194ZM233 112V111H232ZM252 112L250 113V114H252ZM43 113V112H42ZM45 113V112H44ZM44 113H43V116H44ZM129 113V112H128ZM128 113H127V115H128ZM178 113V112H177ZM191 113V112H190ZM211 113V114H212ZM222 113H224V112H222ZM260 113V112H259ZM131 114V115H132ZM169 114H170V112H169ZM205 114H207V112L205 113ZM234 114V113H233ZM237 114V113H236ZM236 114H234V115H236ZM261 114H264V113H261ZM3 116H4V114H2ZM17 115V114H16ZM23 115V113L21 114V116ZM36 115V114H35ZM34 115V116H35ZM50 115V114H49ZM48 115V116H49ZM126 115V116H127ZM143 115V114H142ZM148 116H149V114H147ZM176 115V114H175ZM182 115V114H181ZM200 115V114H199ZM199 115H192V116H194V117H192L191 116V114L189 115V114H185V115H182V117H181V129H184L186 132H187V134L186 133H184V134H186L187 136H185L184 138H183V140H181V142L182 141H184V140H186V139H189L191 136V138H193V136H194V134H196L197 132H199L200 130L202 131L203 129L205 130L206 129V131H207V134L208 135H210V137L211 136H214L213 137V142L219 147V150H220V155H221V159H222V165H221V169H220V175H219V178L217 177V182H216V184L214 185V186H216L217 185V183H218V187L219 188H221V189H223V190H226L227 188V192H228V190L230 191L229 193H226V191H224V192H222L223 190H221L220 189V193H222V194H218V192L216 191V193H215V191H213V195L212 196H215V197H217L216 195H223V194H226L225 196L226 197H228V195L227 194H231L232 193V190H233V187H235V191L237 192V193H235V192H233V193H235V195L237 194L238 195V198H237V200H232V198H234V197H236L235 195H233L232 194V197H231V195H229L230 197H228V198H222V199H219V196H218V199L215 201V199H214V197H213V201H215L214 203H215V207H212V208H207L206 209V205L208 204V205H210V204H214L213 202H209L211 199H212V196L210 197H207V195L206 196H204V197H207V198H211L208 202L209 203H204V201L206 202V198L204 199V201L202 202H200L201 204H199L198 202V206H203L204 208H201L198 212H197V215H196V213H194L195 214V219L194 218H192V216L191 217H188L189 215H187L186 217H187V219H185V218H183L182 216H176L175 217V221H174V223L173 224H175V227H172V228H170L171 226H173L171 223H170V226L168 225V228H170L171 230H170V232H172V230L174 229V233H173V239L172 238H170L169 239V237L167 236V230H168V232H169V229L167 228H165L164 229V227H163V229H162V226H164V225H162V224H164L165 223V221H166V219H167V221L169 220L170 222H171V218H165L166 216H161V214H160V211H161V209L162 208H165V206H166V204H167V195H166V189H165V187H164V185L166 184H168V183H165V184H163L164 182L162 181V180H166V179H168L167 177H165V178H163V173L162 172H160V171H158L157 170V168L156 169H154L153 167H151L150 166V163H148V161H146V160H148L147 159V156H149V155H151V154H153V153H155L156 151H159L160 149L161 150H166V148H168V149H171V150H173V149H175L176 147H177V145L175 144V141H174V139H172L173 138V135L172 134H174L173 132L171 133V135H172V137L171 136H167V137H165V138H163V139H161V140H156V139H150L149 141H147V142H141V143H138V144H136V146L135 147H133V149L129 152V150H130V148L129 149H127V148H125V149H127L128 151V153H125L126 154V160H129V162H128V164H127V167H128V169L125 171V172H123V173H121V172H119V171H117V170H119V168H117V169H112V170H116L117 172L116 173H114V174H112V176H111V179L108 181V180H106L107 178H103V177H105V174H104V172H103V176H102V183L104 184V189L105 190H107V192L106 193H104L103 192V194L101 195V196H99L100 194H97V196H96V193H95V191H93V190H95L96 188H97V186H100L99 184L96 186H94V187H96L95 189H93V190H90V192H92V193H90L89 191H87V192H85V191H83L82 189H81V186H80V188H79V183L80 182H75V183H77V184H75V186H78L77 188H75V189H69V187L70 186H68V189L69 190H67V191H65V192H63V193H61V195L60 196H55L53 193L54 192H52V191H55L56 192V188H55V190H52V188L51 189H49V190H47L48 192H51V193H48L49 195H48V197H45V193H46V189H45V187H42V186H45V185H47V187H48V185H51V184H53V185H51V187H53L54 186V183L55 182H57V180L59 179V175H60V170L61 169H63V168H61V169H57V168H55L54 170H53V172L55 173V174H51L50 173V165L49 164H47V163H42V162H40V164L38 165V167H37V170H35L34 169V175H35V171H37V178L35 179L36 180V184H35V186L33 185L32 187L33 188H31V186L30 185H28V184H26V183H24L22 180H20V178H19V174H18V176H17V169H18V167L20 166V163L18 162V160H16V156H23V157H25L26 156V150L23 148V146H22V144H21V141H19L20 140V136L18 137L17 135H13V134H11V136H15V137H13L12 139H10L9 137H11V136H9L10 135V133H7V131L8 132H10V129H11V127L9 126V130H6L5 128L7 127H5V126H3L2 125V121H3V119H2V116H1V118H0V264H3V262H6V264L8 263L7 261H5L6 259H10V258H12L13 260H15L16 258H15V255L14 254H19L20 256L19 257H24L25 259H27L28 261H26L28 264H115V262H116V258H117V254H118V250H116V242L114 243V244H111L110 246H107V245H102V244H96L95 242H94V238H89V236H87L86 235V230L87 229H83L82 228V224H83V226H84V223H83V221L81 220L80 221V218L78 217V216H80V215H78L79 213H85L86 215L88 214V215H95V213L96 212H100L101 210H105V212H107V215H109L110 216V214L114 217L113 219H115V220H117V231H121V232H123V233H128V235L130 234V235H132L133 233H141V232H143V233H147V234H151L153 237L152 238H157L159 241H161V237L163 238V240L161 241V242H165V248H163L162 247V249H164V250H162L159 254L158 253H156L160 258H161V260H163L164 258H167V259H169V261H168V263L165 261V262H161L160 261V258H159V261L161 262V264H172V263H169L170 262V260H172V262L174 261L173 259H178L176 256H174L173 257V259H171L172 258V256L170 257V255H174V253H176V251H174L173 252V249L175 248V246H176V244H179V242H180V244L182 243V241H184L183 240V238H185V237H187V235L188 234H190L191 232H190V230L192 231V233H194L195 232V234L199 237H197V236H192L191 237V247H193L194 245V243L193 242H195V247L196 248H201V246L199 247V245H201V243L199 242V239L201 238L202 240H203V242H208L209 240H210V238L212 237V239L214 238V235L216 236V238H217V235H218V237L220 236V232L222 231V234H224V232L225 231H227L228 230V234H226V238H227V236L228 235H230L231 234V232H230V234H229V231L231 230V228H233V230H234V228L236 229L237 227V231H236V233L237 232H240V233H242V231H243V233L244 234H246L245 233V230L247 231V235H248V238L250 239V241H252V240H254L256 237H258L259 235L261 236H264V234H262V233H264V207H261V205H264V204H261V203H259V202H261V201H257V204H260V206H257V204L256 205H253L252 203H251V201H250V199H249V196H248V192L247 193H244V192H242V193H239L238 194V192H239V190L237 191L236 190V188H239L240 189V187L243 189V187H244V185L243 186H240L241 184H239V183H237L240 187H237L238 185H234V186H231L232 188H230L229 189V185L230 184H235V181L236 180H242V181H248V189L247 190H249V192H251V194H258V193H262V192H264V162H262L258 167H256V168H252L251 166H249V165H251V164H253V163H255V161L257 162L258 161V158L257 159H253L254 161H251V164H250V162H249V164H247V165H245V164H242L240 161H239V159L235 156V153L233 152L234 151V149H233V151H232V149H228L227 147H226V145H230V143H231V145H232V147H233V145L234 144H236V142H237V146H238V142L239 141H237V138H234V137H237L236 136V134H234L235 136L233 137V136H231L229 133H226V132H224V134L221 136V137H219L218 135H220L221 134V132H220V134H219V132H217L216 134H217V136L219 137L218 139L215 137L216 136V134L214 135V133H215V129H217V124L221 121H219L218 123H213L212 122V120L211 119H209V121L207 122V121H205L206 123H204V121H203V118L204 117H202L203 116V114H202V118L201 117H199ZM247 114H245L244 116H245V118L248 116H246ZM20 116V115H19ZM47 116V117H48ZM129 116V115H128ZM128 116H127V118H128ZM138 116V115H137ZM171 116H173L172 114H171ZM211 116V115H210ZM210 116L208 115V118H210ZM218 115L217 114H215V117L214 118H216ZM230 116H232V115H229V117ZM240 116V115H239ZM250 116H252V115H250ZM8 117H11L10 116V113H9V115H8ZM16 117H18V115L16 116ZM22 117H25V116H22ZM36 117V116H35ZM79 117V116H78ZM81 117V116H80ZM79 117V118H80ZM84 117V116H83ZM82 117V118H83ZM132 116H129V118H131ZM145 117H147V116H145ZM150 117V116H149ZM155 117H157V116H155ZM211 117H213V116H211ZM218 117H220V119H221V116L219 115ZM225 117H226V119H227V121L228 120H231V119H233V118H227L228 116H224L223 118L225 119ZM232 117H235L237 120H238V116L236 117V116H232ZM241 117V116H240ZM257 117V114H256V116H255V118ZM5 118V117H4ZM14 118V117H13ZM50 118H51V116H50ZM139 118V117H138ZM173 118V117H172ZM177 118V117H176ZM234 118V119H235ZM244 118V117H243ZM248 118V117H247ZM246 118V119H247ZM2 119V120H1ZM15 119V118H14ZM18 119V118H17ZM24 119V118H23ZM27 119V118H26ZM38 119V118H37ZM42 119H43V117H42ZM132 119V118H131ZM134 119V118H133ZM132 119V120H133ZM168 119V118H167ZM171 119V118H170ZM202 119V120H201ZM233 119V120H234ZM43 120H47L46 118H44ZM50 120V119H49ZM144 120V119H143ZM208 120V119H207ZM223 120V119H222ZM239 120H241V122H240V124H242V119H239ZM5 121V120H4ZM57 121V122H56ZM142 121V120H141ZM223 121H225V120H223ZM244 121V120H243ZM256 120H254V122H255ZM6 122V121H5ZM59 122V123H58ZM80 122L82 123L83 121H81L80 120ZM79 122V123H80ZM230 122H232V121H230ZM235 123H236V120L234 121ZM33 123V122H32ZM32 123H31V125H32ZM78 123V124H79ZM223 123V122H222ZM233 123V122H232ZM244 123H245V121H244ZM248 123V119L246 120V123L245 124H247ZM56 124H55V126H56ZM77 124V123H76ZM145 124V123H144ZM206 124V125H205ZM224 124V123H223ZM228 124H230V126L231 127H233V124H231V123H229L228 122ZM240 124H237V125H239V126H241ZM245 124H244V128H245ZM256 124H257V122H256ZM255 124V125H256ZM258 124H260L259 123V120H258ZM30 125V126H31ZM36 125L38 126V127H41V125L39 124V123H36ZM142 125V124H141ZM152 125V124H151ZM169 125H170V123H169ZM221 125V124H220ZM219 125V126H220ZM225 125V124H224ZM236 125V124H235ZM235 125H234V127H235ZM236 125V126H237ZM255 125H253V122H252V126H253V128H254V126ZM262 125V124H261ZM18 126V125H17ZM61 126H60V129H61ZM226 126H227V124H226ZM248 126V125H247ZM250 126V125H249ZM251 126V127H252ZM259 126V125H258ZM26 127H28V126H26ZM147 127V126H146ZM176 127V126H175ZM179 126H177V128H178ZM224 127V126H223ZM222 127V133H223V131H226V130H224V128ZM231 127H230V130H231ZM257 127V126H256ZM259 127H261V126H259ZM13 128V127H12ZM29 128V127H28ZM31 128V127H30ZM29 128V131L30 130H32V128L30 129ZM139 128V127H138ZM179 128V129H180ZM237 128L239 129H241L242 127H238L237 126ZM237 128H233L232 130L233 131H235V129L237 130ZM248 128H250V127H248ZM258 128V127H257ZM262 128V127H261ZM16 129H18V128H16ZM23 129H25V128H23ZM22 129V130H23ZM27 129V128H26ZM60 129L59 130H57V129H55V130H57V131H60ZM145 129V128H144ZM148 129V128H147ZM229 129V128H228ZM251 129V128H250ZM14 130V129H13ZM38 130H39V132H38ZM37 131H36V133H38V135L36 134L35 136H37V137H39V136H41V135H43L42 133H44L43 131H41L42 129H38ZM46 130V129H45ZM80 130V129H79ZM159 130V129H158ZM246 130H248V129H246ZM252 130V129H251ZM24 132H26L25 130H23ZM22 131V132H23ZM78 131V130H77ZM76 131V132H77ZM149 131V130H148ZM170 131V130H169ZM179 131V130H178ZM177 131V132H178ZM181 131V130H180ZM184 131V132H185ZM200 131V132H201ZM206 131H204V132H206ZM218 131V130H217ZM232 131V132H233ZM42 132V133H41ZM171 132V131H170ZM199 132V133H200ZM229 132V131H228ZM231 132V131H230ZM237 133H239L238 132V130L236 131ZM251 132V131H250ZM83 133V132H82ZM145 133V132H144ZM179 133V132H178ZM235 133V132H234ZM241 133V132H240ZM239 133V134H240ZM20 134V133H19ZM18 134V135H19ZM34 134V133H33ZM41 134V135H40ZM59 134H61V131H60V133ZM123 135L122 136H120L121 138L122 137H124L125 135H124V133H122ZM203 134H205V133H203ZM232 134V133H231ZM238 134V135H239ZM242 134V133H241ZM240 134V135H241ZM66 135V134H65ZM70 135H72L71 133L68 135V136H70ZM77 135V134H76ZM75 134H74V137L76 136ZM79 135V134H78ZM206 135V134H205ZM254 135H256L255 133H254ZM50 136H52V135H50ZM80 136V135H79ZM129 136V135H128ZM127 136V137H128ZM155 136V134H153V137ZM176 137H177V135H175ZM174 136V138H176ZM200 136V135H199ZM34 137V136H33ZM33 137H31V138H33ZM46 135L44 134V139H46ZM73 137V138H74ZM85 137V136H84ZM119 137V136H118ZM149 137V136H148ZM157 137V136H156ZM156 137H154V138H156ZM187 137V138H186ZM198 136H196L195 137V139H196V143L197 144H195L194 142H195V139H194V142H193V140L191 141L190 139V142H191V144L193 143V144H195V146L196 145H198L199 146V142L198 141H200L201 139H198L197 138ZM209 137V138H210ZM232 137L234 138V139H236V141L234 140V143L232 144ZM16 138V139H15ZM30 138V139H31ZM43 138H42V141H43ZM64 138H66V137H64ZM78 137L76 136V139H77ZM79 138H81V137H79ZM83 138V137H82ZM120 138V139H121ZM200 138V137H199ZM209 138H208V140H209ZM243 138H245L244 136H243ZM51 139V137L49 138V140ZM68 139H71V138H68ZM75 138H74V140H76ZM84 139V138H83ZM82 139V140H83ZM86 139V138H85ZM198 139V140H197ZM246 140H248L247 138H245ZM244 139V140H245ZM252 139V138H251ZM47 140V139H46ZM46 140H45V142L43 141V145L46 143ZM66 140L67 139H65V140H63V141H65L66 142ZM71 140H73V139H71ZM70 140V141H71ZM74 140L73 141H69V142H67V144H69L70 143V145H71V143L72 142H74ZM126 140H128V138L126 139ZM188 140V141H189ZM202 140H203V138H202ZM201 140V141H202ZM250 140V139H249ZM32 141V140H31ZM63 141L61 142V143H63ZM77 141H79V140H77ZM81 141V140H80ZM86 141H88V140H86ZM85 141V142H86ZM100 141H102V140H100ZM122 142H123V140H121ZM130 141H132V139L130 138ZM130 141H127L128 142V144H130ZM200 141V142H201ZM262 141V140H261ZM30 142V141H29ZM76 142V141H75ZM82 142H84V141H82ZM81 142V143H82ZM92 142H94V141H92ZM126 142V141H125ZM249 142V141H248ZM255 142H258V145L261 143V142H259V140L258 141H254V142H252V143H255ZM50 142L49 141H47V144H49ZM61 143H60V145H61ZM87 143V142H86ZM86 143H82V144H86ZM88 143H90V142H88ZM101 143V142H100ZM201 143H203V141L201 142ZM53 143L51 142V146H53L52 145ZM80 144V143H79ZM78 144V147L80 146ZM81 144V145H82ZM190 144V145H191ZM204 144H206V142L204 143ZM244 144H246L247 145V142L245 143V141H244ZM257 144V143H256ZM256 144H254V145H256ZM262 144V143H261ZM43 145H41V143H39V145L38 146H36L35 148L34 147H31V148H29L28 150L30 151L31 149H36L37 147L39 148V146L42 148V146ZM89 144H87V146H88ZM94 145H97L96 144V142L94 143ZM46 146V145H45ZM56 146V145H55ZM59 146V145H58ZM83 146V145H82ZM81 146V147H82ZM122 146H123V144H122ZM121 146V147H122ZM125 146V145H124ZM262 146H264V145H261V147ZM46 147H50V146H46ZM54 147V146H53ZM62 147V146H61ZM61 147H59V148H61ZM70 147V146H69ZM81 147H80V149H81ZM92 147V146H91ZM126 147V146H125ZM164 147V148H163ZM197 147V146H196ZM202 147V146H201ZM204 147H208V146H204ZM204 147H202V149L204 148ZM210 147V146H209ZM43 148H44V146H43ZM42 148V150L44 151V150H48L49 148H45V149H43ZM57 148V147H56ZM71 148V147H70ZM84 148V147H83ZM86 148V147H85ZM88 148H89V146H88ZM192 148H195L194 146L192 147ZM50 149H52L51 147H50ZM55 149V148H54ZM72 149V148H71ZM78 149V148H77ZM79 149V150H80ZM93 149V148H92ZM190 149V148H189ZM201 149V150H202ZM262 149H264V148H262ZM262 149H259L257 152L259 153V155H261L262 157H264V150H262ZM27 150V151H28ZM56 150V149H55ZM188 150V149H187ZM197 150V149H196ZM199 150V149H198ZM205 148H204V152H205ZM227 150V151H226ZM29 151H28V153H29ZM35 151H37V149L35 150ZM81 151V150H80ZM85 152L87 151V149L86 150H84ZM120 151H122V149L120 148ZM124 151V150H123ZM122 151V152H123ZM200 151V150H199ZM199 151H198V153H199ZM202 151V152H203ZM208 151H209V149H208ZM211 151V150H210ZM84 152V153H85ZM96 152V151H95ZM94 152V153H95ZM125 152V151H124ZM159 152H161V151H159ZM189 152H190V150H189ZM191 152H193V151H191ZM237 152V151H236ZM246 152V151H245ZM34 153V152H33ZM38 153V152H37ZM79 153V152H78ZM83 153V154H84ZM91 153H93V150L91 151ZM186 153V154H185ZM184 153V156H185V158H187L188 159V156H187V154H189L190 155V153H187V152H185ZM194 153H195V151H194ZM197 153V152H196ZM195 153V154H196ZM197 153V155H200V153L198 154ZM206 153L208 154V152L206 151ZM241 153H242V151H241ZM42 154V153H41ZM41 154H40V156H41ZM81 154H82V152H81ZM148 154V155H147ZM159 154V153H158ZM161 154H165V155H167L168 153H167V151H166V153H161ZM169 154H170V152H169ZM169 154H168V156H169ZM183 154V153H182ZM209 154H210V152H209ZM208 154V155H209ZM213 154V153H212ZM244 154L245 153H243V155H241V157H243L244 156ZM247 154V153H246ZM246 154H245V156H246ZM34 155H36L37 157H35V158H40V156H39V154L37 155V154H34ZM34 155L32 156L33 158H34ZM61 155V154H60ZM123 155V154H122ZM258 155V154H257ZM256 155V156H257ZM28 156H29V158H30V155L28 154ZM167 156V157H168ZM193 156V155H192ZM191 155H190V157L189 158H191L192 157ZM56 157V156H55ZM57 157H59V155H57ZM56 157V158H57ZM74 157H75V155H74ZM125 157V156H124ZM166 157V156H165ZM171 157V156H170ZM194 157H197L196 155H194ZM202 157V156H201ZM215 157V156H214ZM241 157H239V158H241ZM258 157H260V156H258ZM32 158V159H33ZM42 158V157H41ZM52 158L54 159V157L52 156ZM55 158V160H53V159H50L51 160V163H53L54 161H56L57 159ZM77 158V157H76ZM128 158V159H127ZM155 158V157H154ZM172 158V157H171ZM171 158H170V161H171ZM183 158V157H182ZM32 159H30V160H32ZM74 159V158H73ZM119 159V158H118ZM124 159V160H125ZM146 159V160H145ZM173 159V158H172ZM178 159V158H177ZM186 159V160H187ZM207 159V158H206ZM209 160H210V158H208ZM207 159V160H208ZM216 159V158H215ZM37 160H39V159H37ZM42 160H43V158H42ZM52 160H53V162H52ZM68 160V159H67ZM69 160H72V159H69ZM75 160V159H74ZM74 160H72V161H74ZM91 160V159H90ZM154 160V159H153ZM182 160H184V159H182ZM185 160V161H186ZM188 160H190V159H188ZM206 160V161H207ZM209 160H208V164L210 163L209 162ZM262 160H264V158H262ZM36 161V160H35ZM35 161H33L32 160V162H35ZM63 161V160H62ZM62 161H61V163H62ZM75 161H77V160H75ZM80 161V160H79ZM89 161V160H88ZM120 161L122 162L123 160H121L120 159ZM22 162V161H21ZM65 162H66V160H65ZM64 162V163H65ZM90 162V161H89ZM124 163L126 162V161H123ZM144 162L145 163H147V164H144ZM152 162V161H151ZM253 162V163H252ZM22 163H24V162H22ZM37 163V162H36ZM50 163V164H51ZM68 163V162H67ZM76 162H69V164L70 165H73V164H75ZM85 163V162H84ZM141 163H143V164H141ZM167 163H168V161H167ZM183 163H185V162H182L181 163V165L183 166L184 164ZM187 163V162H186ZM212 163V162H211ZM68 164V165H69ZM121 164V163H120ZM126 164V163H125ZM169 164H170V162H169ZM219 164V163H218ZM259 164V163H258ZM62 164H59V166H61ZM86 165V164H85ZM90 165V164H89ZM88 165V166H89ZM144 165H147V166H144ZM165 165V164H164ZM212 165V164H211ZM33 166V165H32ZM58 166V167H59ZM87 166V165H86ZM92 166V165H91ZM121 166V165H120ZM181 166V167H182ZM257 166V165H256ZM64 167V166H63ZM76 167H77V165H76ZM121 167H124V164L121 166ZM169 167H172V164H171V166L169 165ZM169 167L167 168H165L164 167V169L166 170V169H169ZM206 167H207V165H206ZM216 167V166H215ZM60 168V167H59ZM89 168H90V166H89ZM116 168V167H115ZM174 168V167H173ZM187 169V167H184L183 166V169ZM193 168V167H192ZM107 169H109L108 167H107ZM125 169V168H124ZM181 169V168H180ZM179 169V170H180ZM185 169V170H186ZM204 169V168H203ZM216 169V168H215ZM30 170L32 171L33 169L30 167V169H29V172H30ZM76 170V169H75ZM102 170V169H101ZM179 170H177L178 172H179ZM182 170V169H181ZM192 170H194V169H192ZM212 170V169H211ZM21 171H22V169H21ZM103 171V170H102ZM120 171H121V168H120ZM176 172V171H174V170H171V172ZM189 171H191L190 169H188V172ZM28 172V171H27ZM79 172V171H78ZM78 172L76 171V173H77V176L79 175L78 174ZM95 172V171H94ZM171 172H170V174H171ZM178 172H177V174H178ZM188 172H186V173H188ZM191 172H194L195 173V170L194 171H191ZM216 172H218V171H216ZM214 173V171H213V173H212V178L210 179V180H212L213 178H216V177H214V176H216V174L217 173ZM19 173H21V172H19ZM23 173H25V172H23ZM33 173H31V174H33ZM75 173V174H76ZM105 173H106V171H105ZM109 174L111 173V172H108ZM108 173L106 174L107 176H108ZM182 172H180V174H178L177 176H183V174H181ZM186 173L184 174V176L186 175ZM203 173V172H202ZM30 174V175H31ZM99 174V173H98ZM100 174H101V172H100ZM173 174H176V173H173ZM211 174V173H210ZM89 175H90V173L88 174V177H89ZM188 175H190V176H192V173L190 174V172L188 173ZM187 175V176H188ZM194 175V174H193ZM195 175H197L198 177H199V175L198 174H196L195 173ZM80 176V175H79ZM78 176V177H79ZM82 176V175H81ZM91 176V175H90ZM100 176V175H99ZM106 176V177H107ZM110 176V175H109ZM170 176V175H169ZM176 176V177H177ZM196 176V177H197ZM35 177H36V175H35ZM85 177V178H84ZM83 177V179H86V175ZM171 177H172V175H171ZM170 177V178H171ZM205 177V176H204ZM202 178L203 180L204 179H207V178ZM206 177H208L207 175H206ZM210 177V176H209ZM209 177H208V179H207V181H210L209 180ZM67 178H69V176L67 175ZM108 178H110V177H108ZM163 178V179H162ZM186 178V177H185ZM70 179V178H69ZM69 179H67V181L68 182H70L69 181ZM105 179V180H104ZM174 179V178H173ZM172 179V181H175V180H173ZM187 179L188 180H190L188 177H187ZM187 179H185V182H183V180H181L180 179V181H181V183H186V180ZM193 177H192V181H193ZM200 179V178H199ZM63 180V179H62ZM72 180V179H71ZM82 180V179H81ZM171 179H169V181H170ZM187 180V181H188ZM201 180V179H200ZM203 180H201V182L200 181H198L200 184H198V183H196L197 185H201V187H203L204 186V182H206V180H204V182H202ZM90 181V180H89ZM92 181V180H91ZM107 181V182H106ZM168 180L166 181V182H169ZM171 181V182H172ZM214 181H215V179H214ZM61 182V181H60ZM59 182V183H60ZM176 182V181H175ZM189 182V184H190V181H188ZM233 182V183H232ZM83 183V182H82ZM81 183V184H82ZM191 183H193V182H191ZM62 184L63 183H61L60 185L62 186ZM65 184V186H66V183H64ZM103 184L100 186V187H102L103 186ZM173 184V183H172ZM172 184H170L171 186H173ZM175 184V183H174ZM176 184H178V186L180 187L181 185H179L180 183H176ZM174 185V186H177V185ZM206 184V183H205ZM28 185V186H27ZM72 185H74L73 183H72ZM165 185V186H166ZM182 185H184V184H182ZM194 186H195V183L193 184ZM193 185H191L193 188H191V186H189L191 189H194V190H197V189H195L196 188V186H195V188H194V186ZM64 186V187H65ZM213 186V187H214ZM29 187V188H28ZM41 187H42V189H41ZM50 187V186H49ZM93 187V186H92ZM168 187H169V185H168ZM199 187V186H198ZM200 187V188H201ZM54 188V187H53ZM86 188H87V186H86ZM86 188H84V189H86ZM205 188V187H204ZM203 188V189H204ZM211 188V187H210ZM58 189V188H57ZM99 189H101V188H99ZM181 189V188H180ZM184 189V188H183ZM190 189V190H191ZM203 189H202V191H203ZM245 189V188H244ZM243 189V190H244ZM44 192H43V191ZM142 190L143 191H145V196H143L144 197V202H145V210H143L144 208L142 207V210L144 211V215H143V217L142 218H139V217H136V218H134V217H132V210H128L127 209V203H129V202H131L133 199H134V203L136 204V201H137V197H139L140 196V194H141V192H142ZM172 190V189H171ZM185 190V189H184ZM187 190V189H186ZM198 190H200V189H198ZM214 190H216L215 189V187H214ZM98 191V190H97ZM177 191V190H176ZM101 192V191H100ZM171 192V191H170ZM173 192H175L174 190H173ZM179 192L181 193L182 192V190H179ZM200 192V191H199ZM43 193H44V195H43ZM176 193V192H175ZM215 193V194H214ZM170 194V193H169ZM172 194V193H171ZM169 195V196H173V195ZM182 194V193H181ZM180 194V195H181ZM204 195H205V193H204ZM225 196H223V197H225ZM255 196V195H254ZM261 197H264V196H261ZM171 198V197H170ZM174 198V197H173ZM185 198H187V196L185 195ZM196 198V197H195ZM62 199V200H61ZM63 199H65V200H63ZM140 199H141V196H140V198L138 199L139 201H140ZM200 199H202L203 200V198H200ZM58 200H61L60 202H62L63 203V201H66V202H64V204L62 205L61 203H60V205L62 206V212H61V215L59 216V220H61L63 223H65V226H66V233H65V236L63 237V245L65 244V250H63V251H65L64 253L65 254H63V251H61V250H58L59 249V244H61V243H59V242H61L62 240L61 239H59V246L56 244V245H53L54 244V242L52 243L51 242V244H50V246L51 247H53V249H52V251L51 250H49V249H46V250H43V249H45V248H43L42 247V249H38L37 248V246H33L32 244H31V246L32 247H34V248H32V247H30L29 246V243L28 244H26L25 242L28 240L27 238H26V241L24 240V238L26 237V234L29 232V231H31V229L30 228H32L33 229V232L35 233V231L34 230H36V229H34L35 227L37 228V226L40 224L41 226L42 225H44V224H46V222L45 221H47V220H49L50 218H48L50 215H46V216H44L43 217V215H39L40 214V211L42 210L43 212H45V210H47V208H51V207H54V209H55V207H57L58 208V206H59V211L61 210V206L59 205V204H57L56 202L58 201ZM169 200V204L170 205H173V204H171V203H174V202H172V201H170V200H172V199H168ZM258 200V199H257ZM174 201H175V199H174ZM184 201V200H183ZM140 202H142L141 203V205L143 204V201H142V199H141V201ZM139 202V203H140ZM171 202V203H170ZM191 202H194V201H191ZM191 202H189L190 204H191ZM197 203H193V204H195V206H196V204ZM203 203V204H202ZM254 203V202H253ZM55 204H57L56 206H55ZM134 204V205H135ZM168 204V205H169ZM190 204H188V205H190ZM192 204V206L191 207H193L194 205ZM41 206V207H43V209H41V207H40V209H39V207L38 206ZM167 205V206H168ZM181 205V204H180ZM208 205H207V207H208ZM133 206V205H132ZM177 206H178V204H177ZM140 207V208H141ZM181 208H182V206H180ZM36 208H38V210H36ZM168 208H170V206L168 207ZM186 208L188 209V207H187V203H186ZM185 208V209H186ZM31 209H34V211L36 210V214H34V212L31 210ZM131 209H132V207H131ZM167 209V208H166ZM177 209V208H176ZM184 209V208H183ZM187 209H186V211H187ZM194 208H192V210H193ZM32 212H31V211ZM52 210V212H53V209H51ZM170 210V209H169ZM169 210H167V211H169ZM180 210V209H179ZM189 210H190V208H189ZM29 212V213H27V217H32V220H31V218H29L30 219V221H29V219L27 218L26 219V221L28 220V223H32L33 221H35V222H37V224L36 225H34L33 223H32V225H34V226H30V227H28L29 229H27V227L26 228H23V229H21V231L19 230L20 229V226L22 225V218H23V215H24V217L26 216V213L25 212ZM131 211V212H130ZM139 211H140V209H139ZM172 210H170V214H172V212H171ZM178 210H174L173 211V214L175 213V212H177ZM181 211V210H180ZM185 211V212H186ZM191 211V210H190ZM194 211V210H193ZM38 212H39V214H38ZM51 212V211H50ZM51 212V213H52ZM55 212H57L56 210H55ZM182 212V211H181ZM25 213V214H24ZM133 213H135V212H133ZM190 212H188L187 214H189ZM38 214V215H37ZM50 214V213H49ZM53 214H54V212H53ZM56 214V213H55ZM55 214L53 215V216H55ZM186 214V213H185ZM206 214H209L207 217H205V215ZM96 215H98L97 213H96ZM101 215H103V212H102V214ZM136 215V214H135ZM167 215V214H166ZM108 216V217H109ZM168 216V215H167ZM185 216V215H184ZM45 217L47 218V220L45 219ZM91 217V216H90ZM99 217H100V215H99ZM111 217V216H110ZM79 218V219H78ZM98 218V217H97ZM193 220H192V219ZM55 219V218H54ZM100 219V218H99ZM101 219H103V218H101ZM104 219H106V218H104ZM148 219H156V221H158L159 223H158V225H156V221L154 222L153 221V224H152V222L150 223V224H148L147 225V223H146V221H148ZM171 219V220H170ZM191 219V220H190ZM109 220H112V219H109ZM114 220V221H115ZM32 221V222H31ZM50 221V220H49ZM49 221H47V224H48V222ZM100 221V220H99ZM107 221V220H106ZM166 221V222H167ZM45 222V223H44ZM104 222V221H103ZM102 222V223H103ZM111 222V221H110ZM164 222V223H163ZM172 222H173V220H172ZM27 223V224H28ZM63 223H61V224H63ZM100 223V222H99ZM105 223V222H104ZM103 223V224H104ZM168 223V222H167ZM93 224V226L94 225H96L97 224V221H96V223L94 222V223H92ZM102 224V225H103ZM109 224V223H108ZM111 224V223H110ZM152 224V225H151ZM161 224V225H160ZM166 224V223H165ZM242 225V227H241V225ZM30 224H28V226H29ZM39 225V226H40ZM50 225V224H49ZM49 225H47V226H49ZM86 225H88V223L87 224H85V227H87ZM98 225V224H97ZM150 225V226H149ZM23 226V225H22ZM39 226H38V228H39ZM91 226V225H90ZM99 226V225H98ZM160 226H161V228H160ZM237 226V227H236ZM243 226H244V228H245V230L243 229ZM34 227V228H33ZM95 227V226H94ZM113 227V226H112ZM241 229H240V228ZM38 228H37V231H38ZM64 228V227H63ZM62 228V229H63ZM92 228V227H91ZM114 228V227H113ZM40 229V231H41V228H39ZM47 229V231H48V229L49 230H51L52 228H51V225H50V228L49 227H46V228H44V230H46ZM60 229V228H59ZM224 229H226L224 232H223V230ZM238 229H240L239 231H238ZM22 230L24 231V230H27V231H25L24 232V234H25V237H24V235H23V232H22ZM83 230H85V232L83 231ZM89 230V229H88ZM91 230H93V228L91 229ZM159 230H160V232H159ZM194 230V231H193ZM46 231V232H47ZM62 231V230H61ZM96 231V230H95ZM112 231V230H111ZM111 231H109V232H105V233H108L107 235L109 236V234H110V232ZM166 231V232H165ZM32 232V233H33ZM57 232V231H56ZM91 232V231H90ZM99 232H101V231H99ZM165 232V234H166V236H165V234H162V233H164ZM217 232H219L217 235H216V233ZM31 232H30V234H32ZM55 233V232H54ZM113 233H114V231H113ZM213 233H215V234H213ZM226 233V232H225ZM239 233V234H240ZM38 234V233H37ZM53 234V233H52ZM56 234V233H55ZM93 234H94V232H93ZM114 234H116V232L114 233ZM113 234V235H114ZM120 235H122L123 236V234H121V233H119ZM145 235L144 236V238L145 239H151V238H148V236L149 235ZM160 234V235H159ZM162 234V235H161ZM235 234V233H234ZM233 234V235H234ZM44 235V234H43ZM46 235V234H45ZM102 234L100 233V235L99 236H101ZM103 235H105V234H103ZM119 235V236H120ZM129 235V236H130ZM150 235V236H151ZM163 235L165 236V237H163ZM201 235H202V237H201ZM232 235V234H231ZM237 235V234H236ZM235 235V236H236ZM22 236V237H21ZM33 237H35V238H37V236L35 235V234H33L32 235ZM98 236V237H99ZM112 236V235H111ZM128 236V238H129V240H130V237H132V236H130L129 237ZM160 238H159V237ZM204 236V237H203ZM49 237H50V235H49ZM52 237H53V240L55 239V240H57L56 239V237H58V238H60L59 237V235H52ZM168 237V238H167ZM194 237H197V238H194ZM228 237H230V236H228ZM232 237H234V236H232ZM244 237H246V236H244ZM244 237H241V238H243L244 239ZM23 238V239H22ZM39 238H42L41 236L39 237ZM106 238V237H105ZM110 238V236L107 238V240H110L109 239ZM115 238H117V237H115ZM115 238H112V240H115ZM120 238H121V236H120ZM123 238V237H122ZM133 238H134V236H133ZM132 238V239H133ZM143 238V240H145ZM154 239V240H156L155 242L153 241V239H152V243H153V245L155 244V243H158L159 245L161 244L160 242H157L158 240L157 239ZM167 238V242H166V239ZM192 238H194V239H192ZM215 238V239H216ZM33 239V238H32ZM38 239V238H37ZM37 239H36V241H37ZM44 239V238H43ZM99 239H101V237L99 238ZM131 239V240H132ZM140 239V238H139ZM196 239H198L197 241H196ZM219 239H221V237H219L218 238V240ZM236 239V238H235ZM238 239V238H237ZM259 239V238H258ZM42 240V239H41ZM61 240V241H60ZM102 240H103V238H102ZM107 240H106V242H107ZM123 240H124V238H123ZM123 240H121V241H123ZM130 240V241H131ZM142 240V241H143ZM143 241V243L144 242H146L145 244L147 245V243H151L149 240V242L148 241ZM168 240H170L169 242H168ZM230 240V239H229ZM29 241V240H28ZM187 241H188V239H187ZM186 241V239H185V242H187ZM217 241V240H216ZM219 241H221V240H219ZM260 241V240H259ZM42 242V241H41ZM103 242H104V240H103ZM110 242V241H109ZM114 242V241H113ZM118 242H120V241H118ZM117 242V243H118ZM128 242V241H127ZM135 242V241H134ZM137 242V241H136ZM139 242V241H138ZM189 242V243H190ZM196 242L197 243H199L198 244V246H196ZM214 242V241H213ZM243 242V241H242ZM253 242V241H252ZM251 242V243H252ZM35 243H40V240L38 239V242H35ZM49 243H50V241H49ZM105 243V242H104ZM122 244H123V242H121ZM120 243V244H121ZM151 243V244H152ZM188 242H187V244H189ZM221 243V242H220ZM137 244H140V243H137ZM144 244V245H145ZM157 244V245H158ZM203 244V243H202ZM209 244V243H208ZM217 244H218V242H217ZM261 244V243H260ZM259 244V245H260ZM262 244H264V242H262ZM261 244V245H262ZM145 245V246H146ZM156 245V244H155ZM190 245V244H189ZM204 245V244H203ZM214 245V244H213ZM212 245V246H213ZM221 245V244H220ZM219 245V246H220ZM247 245V244H246ZM246 245H244L245 247H246ZM218 246V245H217ZM217 246L215 247V248H217ZM243 246V248H245ZM251 246V245H250ZM250 246H247L248 248H247V252L248 253H246V255H244V257H243V259L241 260V261H239L238 263H236V264H251L252 263V260L254 261V259L256 258L255 256L258 254V252L256 253V251H258V250H260L261 251V249H259L257 246V248L255 247V249H258V250H255V252H254V254H253V256L255 257H253L252 256V253H251V248H249ZM37 249H36V248ZM61 247H62V244H61ZM123 247V246H122ZM124 247H125V249L127 250V248H129L130 249V247H129V244H128V246H125V244H124ZM150 247V246H149ZM190 247V248H191ZM210 247V246H209ZM214 247V246H213ZM262 247H264V246H262ZM32 248V249H31ZM47 248V247H46ZM145 247H142V248H140V247H138V245L136 246V248H131V249H134V253L133 254H131V258H132V256L134 255V259H135V264H150V262H151V260H152V262H153V260L155 261V258H157L156 257V255L155 256H153V257H155V258H153L152 256H151V254H149V253H147L146 252V250L147 249H144ZM179 248V247H178ZM178 248H177V250H178ZM183 248H185V247H182V249ZM212 248V247H211ZM215 248H214V250H215ZM33 249H36V252L38 253L39 251H41V252H39L38 253V255L37 254H34L32 251H33ZM130 249V250H131ZM149 249V248H148ZM160 249V248H159ZM208 249H210V248H208ZM240 249H241V247H240ZM43 250V251H42ZM129 250V251H130ZM193 250V249H192ZM62 252V254H61V252ZM129 251H125L124 253L125 254H127V255H125L126 257H127V260H128V252ZM160 251V250H159ZM179 251V250H178ZM177 251V252H178ZM194 251H196V249L194 250ZM211 251V250H210ZM209 251V252H210ZM127 252V253H126ZM198 252V251H197ZM240 252V251H239ZM243 252H245V251H243ZM243 252L241 251V253H240V255H242L243 254ZM262 252H264V251H262ZM129 253H131V251L129 252ZM153 253V252H152ZM191 253V252H190ZM213 253V252H212ZM211 252H210V254H212ZM256 253V254H255ZM193 253H191V255H189V258L187 259V260H183V259H180V263H177V264H205V260H204V258H203V255H201V254H199V255H197L196 257L194 256V255H196V254H193ZM209 254V255H210ZM13 255H14V258H13ZM37 255V256H36ZM153 255H154V253H153ZM176 255V254H175ZM178 255L180 256L181 254H179L178 253ZM177 255V256H178ZM208 255V256H209ZM239 255V254H238ZM240 255L238 256V257H240ZM61 256L63 257V258H61ZM191 256H193V257H191ZM215 256V255H214ZM152 257V258H151ZM162 257H164V258H162ZM170 257V258H169ZM181 257H182V255H181ZM180 257V258H181ZM190 257H191V259H190ZM211 257V255L207 258V260L209 259ZM254 258V259H253ZM214 259H215V257H214ZM213 259V261L215 262V260ZM35 262H34V261ZM124 260H126V259H124ZM188 260H189V262H188ZM119 261V260H118ZM129 261V260H128ZM131 261V260H130ZM134 261V260H133ZM212 261V262H213ZM217 261V260H216ZM234 261V260H233ZM23 262V261H22ZM21 262V263H22ZM122 262H124V261H122ZM160 262L158 263V262H154V263H151V264H155V263H158V264H160ZM207 262V261H206ZM235 262V261H234ZM124 263H126V262H124ZM132 262H129L128 264H131ZM232 263V262H231ZM230 263V264H231ZM13 264V263H12ZM15 264V263H14ZM19 264H20V262H19ZM213 264H215V263H213ZM220 264V263H219ZM234 264V263H233Z\"/></svg>",
	"mask_w": 264,
	"mask_h": 264
}]
</instances>
